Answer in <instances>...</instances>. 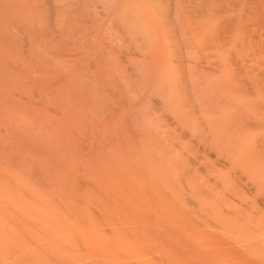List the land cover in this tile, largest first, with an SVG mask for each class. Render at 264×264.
<instances>
[{
  "label": "bare ground",
  "instance_id": "6f19581e",
  "mask_svg": "<svg viewBox=\"0 0 264 264\" xmlns=\"http://www.w3.org/2000/svg\"><path fill=\"white\" fill-rule=\"evenodd\" d=\"M28 1L30 2L31 0H25L24 3H26V4L23 3V5H26V6H23V7L26 8L29 5ZM35 1L38 2L37 4H38V7L40 9L39 10L37 9V10L40 12L35 13V14H37V16L35 14L33 15V17H32L33 19H31V21H32L31 23H29L28 21L26 23V21H24L26 24L29 23L27 26L30 27V24L35 26L34 25L35 23H33V21H34V22H36V25L38 24L37 27L39 26L40 28L42 27L44 29V32L42 33L44 37H48L51 35L50 38H48V39H51V42L53 43V45L56 44L57 42H59L60 40H62L64 42L65 46H68V45L73 46L75 44V41L78 40L77 36H79L80 32L76 31L77 30L76 26H75L76 30L71 26L73 24L68 21L69 18L65 19L66 16L63 17V14H64V12H66L65 8L68 7V3H69V5L72 4L71 5L72 7H68L70 9L67 8V10L72 12L71 9L77 7L75 4H79L80 1L82 2V0H78V1L74 0L76 2H74L73 0H35ZM77 2H79V3H77ZM107 2L108 1L106 0V3ZM111 2H114V1L112 0ZM111 2L110 3L108 2V3L112 4ZM102 4L104 6H102ZM102 4L100 2V4L98 3L96 5H98V7H99V5L102 6L103 9L105 7V9H104L105 11L107 9L106 6L108 7V9H110V7H109L110 5H107L104 3H102ZM13 5H14V3H13ZM111 6H113V5H111ZM81 7H82V4H81ZM94 7H97V6H94ZM114 7H119V8L116 9ZM30 8L31 7L29 6V8H27V10H29ZM77 8L79 9V5ZM111 9L112 10L114 9L113 10L114 12H115V9L118 11L117 13L115 12L116 14L114 12H110V14L112 13L111 14L112 16L116 15L115 18L110 16L108 14V12H107V14L110 18L108 16L106 17V14H103L102 12H101L102 14H100L98 9H96L97 11L94 10L97 13H95L94 11L91 10V13L95 14L94 15L95 17L92 18L93 20L95 19V21H93L90 17H89V19H90L89 21H91V22L93 21V23L94 22L97 23V21H100L99 19H102V18H99L98 16H96L97 14H99V16L105 15L104 17H106L107 22L104 25L103 24L101 25V23L104 22L103 21L104 19H102V21L98 22V24H100L99 26H98V24H96V26H95V23H94V27L92 26L93 29H96L95 27H97V26L100 27V28H98V30L100 29L99 31L96 29L97 34L91 32V34L92 33L93 34L90 35V31L87 29L89 31L88 35H90V37L92 36L93 38H95V39L91 38V40H92L91 45H94V46L90 45V47H91L90 48L88 45L87 49L84 47L82 48V51H83L82 54H84V59H86L88 62H90L91 56L92 57L94 56L93 52H96V53H94L95 57H97L99 59V61L102 62L103 57L105 55V49L109 48V47H111L109 49L112 51V54H115L116 53L115 51L118 50V48L114 51L113 50L114 47L115 46L118 47V45H119V47H122V46H120V42H117L116 40L118 38H120V36H122L126 32L125 37L128 38L129 35H131L130 37H134L132 39L133 40L135 39L134 41L136 43V45H134L133 40H131L130 37L128 38V41L129 40L132 41L133 45L136 47V48L134 47V49H136L135 50L136 52L133 49L134 54H133V51H131L132 53H130V54H133L139 60L141 59V57H142V59L143 58L145 59L147 57V55H146L147 52H148L147 54H150V56H151V60H149L151 63H148V60H145V61H147V65L145 66V69L143 67H141V69L139 70L140 77L137 76V79L139 78L138 80H140V81L145 82V80H144L145 76H148L151 78L152 77L158 78V80L160 77V80L163 81L161 75L164 74L163 77L167 76V78H169V76H171L173 74L174 68L176 69L177 72H179V74L181 76L188 75L190 77L192 76L193 78L195 77V79H196L195 75L199 71H201V72H199L200 75H199V73L197 74V77H198V75L199 76L202 75L201 77H203V75L205 74L204 72L206 71V73H208V74H205L206 76L204 75V79H206V77H207V79H206V81H203V82L206 84V82L209 80L210 82H208L209 84L208 83L207 84H208V86L210 85L209 87L212 88V87H214V85L216 83H212L213 80L211 81V79H212L211 77H210V79H208L209 78L208 75L211 73L210 75L212 76L214 74V72L218 73V75H219L222 72L221 67H225L224 63L226 61H228V62H230L233 69L231 70L232 67L229 68L230 69V71L228 69L229 74L228 73L224 74V76L229 75V77H230L231 74L234 73L233 75H235L237 77L235 78L232 75L236 79L235 80L233 77L229 78L226 76V80H223V81L226 82L227 78H228L231 81V82L227 81V83L229 82V87L231 88L230 83H232V86L235 85L234 86L235 89L233 87V88H231L232 90L238 89V92L242 91V88L245 90H244V92L242 91L241 92L242 94L239 95L234 90H233L234 92L232 93V90H230V91L228 90L230 88H226L227 90H225V91L229 94L230 99H228L229 97L227 94L225 95L226 97H221V99L227 98L232 103L233 101L231 100V97L234 95V93H236L235 98H236V100H238V101H236V104H237V106L240 105L239 107L241 108L240 103L243 101L242 97H248L247 99L249 100V97L253 96V95L249 94L250 91H252V94H254V93L256 94V93H259V90H260V92H262L264 95V0H120V1L118 0V3H116L115 6H113ZM111 9H110V11H111ZM14 11H12V12H14ZM32 11L34 13V10H32ZM69 11H67L68 14L70 13ZM86 11L89 13V10H86ZM107 11H109V10H107ZM67 12H66V15L68 17L70 14L68 15ZM74 12H73L74 14H71V16L73 15V17H74V15H75V18H76L77 17L76 11H74ZM87 12L83 13V16H84V14L87 15L88 14ZM6 13H5V15H6ZM31 14H32V12H31ZM31 14H30V16H31ZM81 14H82V12H81ZM92 14H90V15L93 16ZM7 15H9V14H7ZM7 15H6V17L9 18V16L13 15V13L10 14L9 16H7ZM1 16L2 15H0V18L3 17L2 19H0L2 21L5 18H4V16H2V17ZM25 17H29V16H25ZM25 17H23V20H29L30 21V19L25 18ZM34 17H35L36 21H35ZM96 17L98 18V20H96L97 19ZM10 18H12V17H10ZM18 19L21 20V18H18ZM18 19H17V21H18ZM78 19H80V18L77 17V20H74V21H78ZM109 19H111L110 21H112V22H113V20H114V22L116 20V24L118 22V24H117L118 26H120V24H121V27L124 26L123 30L124 29L126 30V28H127V30L126 31L125 30L124 31L123 30L116 31V30H118L119 27L117 28L116 27L117 25L114 22H113L114 25L112 22H109ZM15 20H13V22H17ZM43 20H44V22H43ZM4 21H2V22L7 26L6 22H9V20H6L5 22ZM13 22L10 21L9 23L13 24ZM24 22H23V24H24ZM83 22L86 23L88 21L87 20L85 21V19H84L81 22L82 25L80 24L81 26H83V24H84ZM19 23H17V25ZM109 23H112L111 25H113V26H111ZM2 24L0 25L1 28H2ZM11 24L8 26L10 27ZM21 24L22 23H20V25H18V27H16V24H14V26L17 28L16 31H20L18 28L21 26ZM76 24H77V22H76ZM107 24L110 25L112 29L115 28L114 31L117 34L118 33L122 34V32H124V33L122 35L121 34L117 35L111 29L112 31H110V32H112L113 34L118 36L117 39L112 38V36H114V37H116V36L113 35L112 33H109L107 26H106ZM6 26H4V27H6ZM33 26H32V28H35ZM101 26H103V27H101ZM9 27H7V28H9ZM15 27H13V30L16 29ZM29 27L28 28L26 27V29H28V32H29ZM121 27L119 29H122ZM85 28H87V27H85ZM20 29H22V28H20ZM24 29H22L23 32H24ZM36 29H38V28H36ZM3 30L5 31L6 29H3ZM22 30L20 32H22ZM45 30H46V32H45ZM83 30H84V27H83ZM7 31H5V33H2V35L4 36V34H6ZM72 31H73V33H72ZM91 31H94V30L91 29ZM120 31H122V32H120ZM127 31L129 34L127 33ZM28 32H26V33L24 32L26 35H24L23 37H26L28 35L27 34ZM31 32H32V30H31ZM99 32L101 33V35ZM82 33H83V31H82ZM53 34H54V37H52ZM94 34H96L95 37L93 36ZM98 34H99V36H97ZM108 34H110L112 36L109 37ZM11 35H13V34H11ZM18 35H16V38ZM30 35H32V34H30ZM85 36H86V34H85ZM2 37H0V39ZM4 37L6 38V36H4ZM20 37L18 36L19 43H20V39H21V42L24 44H20L19 46L16 44L18 46L17 47L18 49H17L15 47L16 45L14 44L15 42L13 43V45H15L14 46V48H15L14 54H16V53L17 54L14 57L13 56L14 54L11 55V52H12L11 51L9 54L10 56H12V58L10 57L11 62L9 64L8 61H5V64H8L9 67H11L12 66L11 63H13V61L15 59V61L13 63L14 65L12 66L14 68H12V67L11 68H12V72H14L13 69H18L16 71V72H18V71H20L19 70L20 68H15V66L19 67L20 64L23 65L26 61H28V64L32 67V71H33V68H34L33 65L36 63L38 66H41L40 69H38L42 73L41 76L43 77V74L45 76H47L49 74V77H50L51 71L48 69V66L42 64L43 65V67H42V65L37 63L39 61H37L36 59H35L36 61H34V59L32 60L33 57H31V61L29 60L30 56L37 53V51L34 52L33 54L31 51H29V49H28V51L31 53H28L25 51V48L27 50L28 46L33 45V42H34L33 35L32 36L28 35V38H24V39L20 38ZM36 37L39 39H43V37L41 38V36H39V37L36 36ZM90 37H88V38H90ZM107 37L109 39H107ZM9 38H10V36H9ZM9 38H8V40H10ZM14 38H15V36H14ZM87 40H86V42H87ZM103 40L104 41L107 40L106 45L103 42ZM113 40H114V44H117V43L118 44L114 46L113 42L112 43L110 42ZM124 40H126V39H124ZM1 41H2V39H1ZM17 41H18V39H16V42ZM119 41H120V39H119ZM109 42L112 44L111 46H108ZM59 43H61V42H59ZM99 43H101L103 46ZM126 43H127V41H126ZM129 43H131V42H129ZM1 44H2V42H1ZM6 44H8V43H6ZM98 44H99V46H98ZM131 44H130V46L132 48L133 45H131ZM2 46L4 47L5 44ZM100 46L102 47V49ZM105 46H106V48H105ZM3 47H0V48L3 49ZM95 47H97V48H95ZM99 47H100V49H99ZM148 47H150V48H148ZM204 47H205L206 53L208 52V49H209V52L207 53V55H205V59H206V56L208 58L210 56V58H209L210 61H208L206 59V61H208V62H205V59L203 60L204 63H206V64H204L205 67H204V65L201 66V64L203 62H201V64H199L201 57L196 56L197 53L194 51V50H197V51H201V52L203 51L204 52V50H201ZM29 48L31 49V47H29ZM33 48H34V46H33ZM37 48L38 47H36V49ZM92 48L94 51L91 50ZM206 48H208V49H206ZM4 49H7V48L4 47ZM96 49L99 52H97ZM123 49H124V51L122 54L124 55L125 48L123 47ZM210 50H211V52H210ZM78 51L81 53V50H78ZM145 51H146V53H145ZM150 51H152V52H150ZM191 51L195 52V54L192 53L193 56L192 57L190 56L191 57L190 58L191 60H190L189 55L191 54L190 53ZM212 51H214V52H212ZM224 51L229 52L228 60H226L227 58L225 59L226 56L224 57V53H223ZM2 52H4V51H2ZM109 53H111V52H109ZM200 53H198V55ZM211 53L214 54L215 57H217V58L220 54L221 59L218 58V59H214V61H212L214 55L211 59ZM63 54H64V52H63ZM118 54H120V53H118ZM106 55H109V54H107V52H106ZM5 56H7V54ZM139 56H140V58H139ZM2 57L0 56V60L2 59ZM34 57H37V54ZM62 57H63V55H62ZM109 57H110V55H109ZM193 57H200L199 61H197V58H195L196 61H192L194 59ZM8 58H9V56H8ZM10 58H9V61H10ZM137 58H135V59H137ZM3 59H4V57H3ZM3 59L1 62H3ZM25 59H28V60L25 61ZM109 59H108V61H109ZM129 59L131 60L133 58H129ZM138 59H137V61H139ZM202 59H203V57H202ZM65 60H67V58ZM106 60H107V58H106ZM113 60L114 59H112L111 61H113ZM20 62H22L23 64ZM114 62H116V61H114ZM135 62H136V60H135ZM197 62H199V63H197ZM211 62H212V64H211ZM213 62H215V63L213 64ZM17 63H19V65H17ZM30 63H32V64L34 63V64L32 65ZM64 63L65 62H63V64ZM68 63H70V62H68ZM97 63H99V62H97ZM111 63H113V62H111ZM111 63H109V65H107L106 71L108 72V68L110 67L111 69H113V71L116 74V72L119 71L118 70L119 66L116 63H114V65L116 64L117 67H113L114 65ZM140 63L136 62V66H138ZM47 64H49V62H47ZM213 65H216L217 69L214 70L215 67H212ZM1 66H3V65H1ZM98 66H97V69H98ZM141 66H143V64ZM103 67H105V66H103ZM120 67H122V66H120ZM210 67L213 68L214 72H212L211 70H209L210 73L207 72L208 69H210ZM55 68H56V66H55ZM55 68H53V69H55ZM114 68H117V70ZM70 69H69V71H70ZM97 69H95V70H97ZM123 69H125V68H123ZM203 69L205 70L204 72H203ZM121 70L122 69L120 68V71ZM24 71L25 70H22L23 75L26 73H28L27 75H29L30 74L29 72L31 70L28 72L25 71V73H24ZM216 71H219L220 73L216 72ZM231 71H233V73ZM63 72H65V71H63ZM78 72H79V70H78ZM57 73H58V71H57ZM60 73H62V72H60ZM119 73H121V72H119ZM201 73H204V74H201ZM121 74H123V73H121ZM23 75H21V76H23ZM27 75H24V76H27ZM104 75H105V73H104ZM104 75H102V76H104ZM60 76H63V75H60ZM107 76H108V74H107ZM213 76H217V75H213ZM220 76L221 75H219V77ZM28 77H30V76H28ZM118 77H119V79H118ZM118 77H115V78H117V80L119 81V84H120V82L121 83L124 82L121 80L120 76H118ZM8 78H10V77L8 76ZM107 78L105 77V79H107ZM171 78L172 77H170V80H171ZM187 78H189V77H187ZM231 78H232V80L233 79L234 80L232 81ZM126 79H125V82L128 81ZM141 79H143V80H141ZM0 80H2V79H0ZM7 80H5V81H7ZM26 80L24 79V82ZM78 80H79V78H78ZM108 80H110V79H108ZM138 80H136V82ZM146 80H147V78H146ZM197 80H199V79L197 78ZM5 81H3V82H5ZM31 81H33V79ZM63 81H61V83H63V84H58L56 89H57V91H59L60 93L63 94L62 96L64 98V99L63 98H59V99H63L64 102L62 104L60 103V105H62L61 106L62 108L65 106V109L63 108L64 110H62V108H60L59 111L62 110V112L66 111L67 113L66 112L58 113L59 112L58 108L60 107V105L57 103L59 106H57V108H56L57 110H55V106H56L55 103L56 102L54 103L51 101L52 103L50 102V104L45 102L46 105H44L45 103H43V105L40 104L42 106L37 105V103L35 102V99L33 100V98H32V97H34V94H32L31 95L32 97L30 96V98H28V97L23 98L22 95H20V97L22 96V98H20V97H18L19 96L18 95L17 97H18V99L19 98L20 99L19 100L17 99L16 103H14V102H12L11 99L13 96H16L17 94L14 92L16 95L14 94L12 96L11 95L12 92H11L10 87L8 88V89H10V90H8V92L10 91L9 94L11 95L10 96L11 99L9 100V101H11L9 103V106L11 108L8 106L10 109H6L5 106H7V104L5 106H3L6 103V102H3V100H1V103H0V123H3V124L6 123L7 124L8 120L9 121L11 120L10 122L18 124L15 126V128L11 127V129L9 128V130L8 129L3 130L0 127L1 130H3V132L8 131L5 133V135L8 133L7 134V135H9L8 137H11L12 135L14 136L13 132L17 131L19 129L18 131H21L25 135V137H27V138H32L31 137V136H33L32 134L37 135L39 138H40V136H41V138L46 136L45 137L46 140H47V137L52 140L51 141L50 139H48V141L50 140L49 142L51 143V145H53V144L59 145V146L56 145L57 148H56V146L52 148L51 146H49V144H46L50 148H52L53 151H57V152H55V154L49 152V155H48L47 153L49 150L47 151V153H44L46 151V149H45V151L43 149L44 152L42 153L44 155L46 154L45 156L42 155L40 152L39 153L41 155L35 154L39 157H36V156H34V157L41 159V160H39L40 164H41V162H42V164H41L42 166L44 164V166L41 169L39 167L41 165H38L39 162H37L38 164H36V162H34L35 158L33 156L31 157V155H29V156L26 155L23 158V156L20 155L22 157V160L24 159L23 162L25 161V163H26V159H25L26 157H28L29 160L33 158L34 160L33 161L30 160L31 161V162L29 161L30 163L28 162V159H27V163H28L27 165H29V167L31 166L30 168H32L34 170H36L35 169L36 167L33 168L34 165L32 166L31 163L32 162L35 163L36 164L35 166L38 165L37 170H40L41 172H43V178H45L49 174H51L52 179L47 177L48 179H50L48 181L46 180L47 178L44 181L42 177H41L42 179L40 181L37 178L33 179L34 177H31L32 175L28 174V172L31 169L29 170V167H27L25 163L20 162V164L19 163L17 164V162H15V164H16L15 165L13 163L14 159L11 158V155H8L7 152H5L6 149L4 151H2L0 149L1 150L0 157L2 156L3 159L6 160V162L4 161L5 165L1 164L2 160L0 162V249H3V251L7 254L11 253V251H12L13 254L11 256V259L13 257H15V255L18 257V259L15 257L18 261V262L15 261L16 264L17 263L21 264V262H22L21 260H23L25 263H27L26 260H24V259L29 256L28 254L34 255L39 250H40V252H38L37 254L34 255V258L36 259V261H38V262H35L37 264H264V216L260 217L262 215V213H261L262 211L261 212L258 211L260 213V216H259V213H258V215H255V213H257L256 211L259 210V208L257 209L258 206L256 207L255 204H253L250 200L248 201L249 204L245 203L244 199L241 197L243 200H240V198H239L240 203H241V201L244 202L247 206L246 208H249L248 211L250 212V213L248 212V214H242V208H239V207L237 208L236 205H235V207H236L235 208V207H232L231 204L230 205L224 204L226 202L225 200H224V203H222V201H223V194L222 193H221L222 194L221 200H219V197H217L220 194H217L216 192H212V191H211L212 193H210L209 196H212L213 199H211V198L207 199L206 197L208 196L209 191L205 192V191H202L201 189H200L201 192H204V195H206V194L207 195H206V197L201 196L202 200L196 196V198L198 200L200 199L201 202H200V204H199V201L197 202V200H195V202L198 204V207L201 205L202 206L197 208V209H194L197 207V204H195V202L192 201V199H191L192 202L189 200L190 195L191 194L193 195V192H194V194L197 193L196 195H198V196L202 195L203 193L199 192L198 191L199 189L197 190V187L200 188V185H198L199 181H198V179L196 180V177L192 176L193 177L192 179H190L189 177H186L189 175V172H191L190 167H189L190 165L188 166L187 162H185L188 158L186 157L187 158L186 159L182 156L185 161L181 160V159H183L182 157H180V159H179L178 158L179 155H176L177 152L174 153L175 150L172 152L173 146L170 147V145H172V144L170 143V145H169V139H168V143H165L164 145L166 146L167 151H168V149H170V150L172 149L171 151L166 152L165 146L163 149H162V146L159 147V145H161L162 143L159 140H156V138H158V137H155V140H154V136H155V133L158 134V136L160 133L161 137L164 138V136H165L163 133L164 130L162 132L157 133L158 130H156L157 131L156 132L155 130L149 128V126H148V129L147 128L142 129V127H143L142 125H144L145 122L147 124V121H144L145 117L146 118L149 117L150 114L152 116V113L155 114L154 110L148 109L146 111L145 110L146 108L142 107L143 112L140 113V111L142 109L138 110L132 104H131V107L127 106V101L125 102V98H123L124 101L122 99L118 101L117 98L119 96L117 95L118 94L117 93L116 97L117 96L118 97L116 98L115 94H114V97L116 98V100L114 101L115 103L112 101V105L118 103V106H120V108L116 105L118 108L117 107H114V108L111 107V109H109L110 110L109 111V110H106L105 107H108L110 105V103L108 104L106 102L107 103L106 104L105 101L103 103L99 102V101H102V98L100 100H99V98L97 100L92 99V98H91V100H89L90 97L88 96L87 93H85V92H87L86 87H85V90L83 89L84 93L79 92L81 94H87L85 96H88V97H86V99L84 98L85 99L84 100V99L79 98L80 95L78 96L76 94V93H78V92H76V91H78V89L77 90H75V89H76V87H79L78 85L75 86V89L71 90V88L70 89L68 88L70 86L64 85L65 83H67L66 79H65V82H63ZM99 81H100V79H99ZM132 81H133V78H132ZM234 81L238 85L237 87H236V84ZM27 82L29 84V81H27ZM125 82H124V84H126L127 91H130L128 89L132 88L130 91L131 92L130 95L126 93L130 99L132 93H135V90H133L135 87L134 86L135 84H131L132 87L130 86V88H128L130 83H132V82L128 81L127 83L129 85ZM147 82L148 81H146L144 85H146ZM137 83L142 84L139 81ZM149 83H151V82H149ZM164 83L165 82H163V84L160 83L162 85L159 84V87L160 86H163L160 88L167 87L165 89V91H166L167 89H169L170 86H167L169 84L166 83L167 84L166 85ZM211 83H212V85H211ZM4 84L6 85L7 83H4ZM4 84H3V87H4ZM10 84H12V83H10ZM91 84H93V83H91ZM100 84H102L101 81H100ZM221 84H222V82H221ZM75 85H76V83H75ZM83 85H85V83ZM112 85L114 86V84H112ZM117 85H118V82H117ZM120 85L122 86V84H120ZM127 85H128V87H127ZM184 85L186 86V84H184ZM198 85H199V87H197V89H196L197 92H195L194 94L192 93L191 97L193 96L195 98V96L196 97L198 96V99H200L199 97H201L202 95H209L208 94L209 92H205V91L200 90V88H203L202 85H204V84H201V86H200V83H199ZM38 86H41V85H38ZM100 86L101 85H99L98 87H100ZM121 86H119V87L121 88ZM219 86H220V84L217 85V87H219ZM7 87H8V85H7ZM104 87H105V85H104ZM119 87L117 86V90L120 89ZM186 87H190V85L187 84ZM224 87H226L225 84H224ZM72 88H74V87H72ZM95 88H96V85H95ZM239 88L241 89L240 91H239ZM261 88L263 89V91H261ZM4 89H6V87ZM46 89H47V86H46ZM51 89H49V90H51ZM79 89L82 91V89L80 87H79ZM87 89H88V87H87ZM89 89H91V86L89 87ZM143 89H142V92H143ZM172 90H173V87H170V89L167 90V91H171L169 93H170L172 99H167L170 103L168 101H166V99L164 98L165 101L168 102V104H169L168 107H170L171 110H173L174 108H175V110H177V109L179 110L180 107L186 108L187 105L186 106H184V105L180 106L179 105L182 102H184L182 100L180 101V99H184V98L187 99L188 96L190 97V94L189 93H188L189 95L183 94L182 89H181V92H179V90L176 89L179 92V94L181 93L180 97H179L178 93L175 91V89H174V92L177 93L176 95L174 92H173L174 95L172 94ZM185 90H187V88ZM202 90H204V88ZM246 90H248V91H246ZM1 91L2 90H0V92ZM138 91L135 93V95L134 94L132 95L135 98V100H137L139 98L138 96L142 97L140 95L141 90H138ZM198 91L200 92V94L198 93ZM221 91H223V90H221ZM33 92H34V90H33ZM121 92L122 91L120 90V94H121ZM96 93H99V91L98 92L96 91ZM218 93L221 94L222 92H218ZM218 93H215V95ZM246 93L250 96L243 95ZM262 93L260 95H262ZM122 94H121V96L125 95V94H123V95ZM136 94H138L137 95L138 98H136ZM223 94H224V92L222 93V95ZM237 94L239 96H242V95L243 96L241 98L239 97V99H238ZM53 95H54V93H53ZM57 95H58V93H57ZM94 95H96V94H94ZM170 95H169V97H170ZM172 95L176 98H173ZM181 95H182V98H181ZM183 95L184 96L187 95V96L184 97ZM211 95H214V93H212ZM211 95L209 96V98H211ZM218 95L216 97H220ZM99 96H101V95H99ZM214 96H213V99L216 98ZM35 97L37 98V96H35ZM94 97L96 98V96H94ZM166 97H167V95H166ZM108 98H110V97H108ZM134 98H132V99L134 100ZM233 98H234V96L232 97V99ZM235 98H234V100H235ZM4 99H6V98H4ZM118 99H120V97ZM132 99H130V100H132ZM155 99H157V98H155ZM213 99H211V100L213 101ZM227 99L225 100V103L228 101ZM243 99L245 102V98H243ZM247 99H246V101H247ZM255 99H256V97L250 98L249 101H251V102L247 101V103L249 105L246 102L245 103H246V106L254 105L255 103H257L255 105L259 104L257 106L258 108L254 105L255 108L253 106L247 111L242 110V109L240 111L239 107H238L239 108L238 109L239 111H238L237 106L235 107L236 109H234V107L232 106L233 103L231 104L230 102L229 103L231 106L229 107L228 105L223 103L224 100L222 101V104H225V105L222 106V105H220L221 101L217 100V98H216L217 101L215 102V99H214V101L212 102L213 103L212 107H213V105H215L217 107V109L219 107H223L224 111L222 109H221V111H223L226 114L228 111H230L227 114V116L225 114L226 117L224 116L223 118H227L228 116L231 115V113H232L231 107L233 109L232 114H234V112L236 111L234 116L228 117V119H230V118H232V119H230V121L228 120L226 122V121H224V119L221 116L223 112L220 113V108L218 109L219 111L216 112V110H217L216 107H213L214 109H216L215 112L217 113V117L221 116L220 119L219 118H217V119L223 120L224 124H219V123H222V122H219V120H216V122H214V120H212L213 118L216 119L215 114L214 115H213V113L210 114L211 112L214 111V110L212 111V109H211V111L209 109L208 113L210 115H213V118L210 115H209V117H207L208 113H204L202 111V110L207 111L208 106L206 105V103H205V106H207V108L205 106H202V105H204L202 103V105H200L201 109L200 108L197 109L196 112L202 111L201 116H203L204 118L206 117V120H208V118H210V119L212 118L211 120L213 122L210 119H209L210 121L208 120V122H210V123L212 122L211 126H210V123L207 122L208 124H206V127L208 125L210 127L208 129L213 131V132L210 131L209 132L210 134L208 133L210 136L213 135L212 139L210 136L207 135L208 138L210 137L211 142L212 141L215 142V143L212 142V144L213 143L215 144L213 146L220 145V146H216V148L217 147H219V149L221 148V150H223V152H227V150H228L227 153H229V155H230L229 156L231 159L230 161L239 160V161H237L238 164L234 161L236 166L237 165L241 166V163H242L244 165L243 168L248 167L249 169H251V171H252V169H253V171L255 170V172L258 171V173H255V172H252V173L258 174L257 177L259 179H260V177H262L260 179L261 182L259 184L261 185V187L264 190V184L262 182V180L264 181V175H263L264 174V151H261L259 149V145H260V147L264 145V144L262 145L263 141L260 142L258 140L261 144L256 145V141H257L256 139H258L260 137L262 138L263 134L259 133L258 134L259 136L261 134L260 137H258L257 133H254V132L253 133L250 132L251 134H249V133H247V131L245 129L246 127L244 126L245 125L244 123H246L247 126L250 123H252V124L253 123L254 124L255 123H264V99L261 98L260 100H258V98H257L258 101L257 100L255 101ZM46 100H47V98H46ZM103 100H105V99H103ZM111 100H114V99L112 98ZM160 100H161V104H162V102H164L165 106L168 105L167 103H165L164 100L163 101H162V99H160ZM176 100H178V102ZM189 100H190V98H189ZM121 101L123 102L124 105L121 103ZM253 101H254V103H253ZM109 102H111V101L109 100ZM158 102L160 103V101H158ZM173 102H175L174 105H173ZM214 102L216 104H214ZM238 102H240V103H238ZM12 103L15 105H13ZM119 103H121V104L119 105ZM131 103H132V101H131ZM229 103L227 102V104H229ZM245 103L242 102V104H244V106H245ZM184 104H186V103L184 102ZM104 105H106V106H104ZM193 105H194V103H193ZM210 105L211 104H209V106ZM189 106H191V105L189 104ZM176 107H177V109H176ZM195 107H193L194 109H191V112H192V110L196 109ZM228 107L230 110L228 109ZM105 110H106V113L108 112V114H105ZM144 110H145V112H144ZM149 110H151L153 112L150 111L151 113L149 112L150 114L148 115V113H147V115H146L145 113L148 112ZM168 110L170 111V109H167L166 111L168 112ZM226 110H228V111L225 112ZM136 111L137 112L139 111V112L137 113ZM243 111H245V112H243ZM10 112H13V113H10ZM170 112H173V113L168 112L169 113L168 117L170 114H173L175 117L181 116V114H178V111L177 112L176 111L175 112L170 111ZM183 112L185 113V116H183L181 118L178 117L179 119L178 118L176 119L175 117H173L171 115L178 122L174 121V119L171 118V116H170L171 119L169 121L172 120L171 123H181V122L185 123L183 125L185 128L181 125L182 128H184V129L181 128L180 131L186 130V132L190 135H188L187 133H185V134L190 136V137L191 136H194V137L198 136L195 138H200V136H201L202 138H206L207 136L203 134L204 132L199 131V133H201V134L198 133V128L201 126L200 125L198 126V124H197L198 122H200L199 120L197 121V119L195 118V115H197V114L192 116V115H189L190 111L189 112L183 111ZM196 112H194V113H196ZM248 112H249V114H248L249 116L247 115ZM135 113L138 114L139 116H140V114H142L143 116L141 115L139 117L137 115L138 118L136 119ZM176 114H177V116H176ZM218 114H221V115L218 116ZM133 115H134V117H133ZM159 115H161V113ZM182 115H184V114H182ZM2 116H4V117H2ZM58 116H60V118H58ZM106 116H107V118H106ZM157 116L158 115H156V117ZM191 116H192V118H191ZM1 117L3 118V120H1L2 119ZM142 117L144 120L141 119V121H139L140 120L139 118H142ZM156 117L154 116V118H156ZM189 117H190V119H189ZM4 118H6L5 120H7V119L8 120L5 121ZM133 118H134V120H132ZM158 118H161V116ZM2 121H4V122H2ZM162 122L168 124L167 122H165L163 120H162ZM229 122L234 123L235 125L234 124L230 125L231 123H229ZM23 123H24V125H26L27 123L28 124L26 126H24ZM40 123H45V124L43 125ZM47 123H50V124H47ZM56 123H62V124H56ZM66 123H67V125H66ZM93 123H96L97 125H99V130L94 129V128H97V125H96V127H94L93 125H91ZM99 123L100 124L101 123H115V124H110L108 126L102 125L103 129L105 127V129L103 130ZM117 123H120V124L117 125ZM121 123H122V125H121ZM124 123L125 124L127 123L126 124L127 126L124 125ZM129 123H139V125H140V123H144V124H141L142 127L140 129L138 128L139 126L137 124L138 130H141V132H139L137 130V128H134L135 127L134 125H131ZM186 123H192V125H193V123H196L197 125L192 126V125L188 124V126H187ZM204 123H206V122H204ZM226 123H229V124H226ZM236 123H238V124L241 123V125L244 124L243 126L245 128L243 129V126H240L242 129V130H240L239 126L238 127L236 126L237 125ZM3 124H0V125H2V127H3ZM130 125L133 128H130ZM149 125H150V123H149ZM223 125H225V126H223ZM5 126H7V125H5ZM124 126L126 128H128V127L129 128L125 129ZM157 126H159V124ZM7 127H9V126H7ZM65 127H67V129L69 128L70 130H72L73 133L69 132V133H71V134H69ZM144 127H147V126L144 125ZM195 127H197V128H195ZM134 129H135V132L137 130L139 132V134H136L134 132ZM145 129H147V131H145ZM160 129L161 128H159V130ZM249 129H251V128L249 127ZM249 129H247V130H249ZM101 130H103V132ZM125 130H127V132H125ZM238 130H240L239 132H240L241 137H239ZM9 131H10V133H9ZM241 131H243V132H241ZM249 131H252V130H249ZM253 131H255V130H253ZM257 131L259 132V130H257ZM21 132H19V134ZM244 132H246V133H244ZM1 133H2V131H1ZM162 133H163V136H162ZM181 133L183 134L184 132H181ZM10 134H11V136H10ZM67 134H68V136H67ZM108 134H110V135L112 134L111 136H113L116 139L119 138V144H117V145L115 144L117 147L114 146L115 147L114 149H111L108 147L110 145L109 139H111V141L113 142V140H112L113 137H111ZM65 135L68 137L67 141H69V142L66 141V143L67 144L72 143V145L74 144L73 146L70 144L71 145L70 148L63 146V143H61V141L63 140ZM202 135H204V137ZM19 136H21V134ZM108 136H110L111 138ZM170 136L166 135L165 139H166V137H170ZM6 137L7 136H5L3 139V141L5 140V143H7L6 141H7V139H9V138L5 139ZM22 137H24V136H22ZM194 137H191L192 140ZM253 137H255V138H253ZM107 138H109V139H107ZM172 138H175V137H172ZM177 138H178V136H177ZM186 138H184V139H186ZM64 139H66V138H64ZM231 139H232L233 143H232ZM42 140L44 141V138ZM228 140H230V141H228ZM154 141H157L158 144H156V142H154ZM161 141H164V139L162 140V138H161ZM11 142H13V141L11 140ZM15 142L16 141H14V143ZM17 142H19V141H17ZM52 142H54V143H52ZM107 142H109V143H107ZM164 142H166V141H164ZM177 142H178V140L175 141V143H177ZM227 142H229V144L231 143L233 145L230 144L228 146ZM5 143H4V145H6ZM8 143H9V140H8ZM43 143L45 144V141ZM115 143H118V142H115ZM126 143H128V144L126 145ZM19 144H21V143H19ZM67 144H65V145L69 146ZM167 144H168V146H167ZM182 144L183 143H181V145ZM205 144H206V142H205ZM1 145H2V149H3L4 146H3V144H1ZM173 145H174V143H173ZM60 146H62L64 148L61 149ZM167 147H170V148H167ZM181 147H184V146H180V148ZM208 147H210V145ZM17 148L19 149V145ZM50 148H48V149H50ZM54 148L56 150H54ZM262 148H264V147H262ZM150 149H152L154 151V153H155L154 155L157 156V157H155L156 159L158 158L159 155L162 156L163 150L165 151V152L163 151L164 153H167L166 156L168 159L167 160L168 165H166V170L167 169L169 170V168H170L169 173L166 170L163 171L165 165L164 166L162 165L163 167L161 165H159L161 168H163V169H161V168H158V165H156L155 161L153 163V161L150 157L151 153H152V152H150ZM12 150L13 149H11V151L9 150L8 152H10L12 154V153H16L18 151L17 150L16 152L15 151L12 152ZM185 150H186V148H185ZM186 151H189V150H186ZM56 153L61 154V156H58V157H60V160L57 159L58 157L56 158V156H57ZM164 153H163V155H165ZM190 153H191V151H190ZM218 153H220V152H218ZM25 154H26V152H25ZM27 154H28V152H27ZM32 154H33V152H32ZM188 154L189 153H187V155ZM192 154H195V153H192ZM7 155H8V158H6ZM23 155H24V153H23ZM50 155H51V157H50ZM53 155H56V156L54 157ZM189 155H191V154H189ZM196 155L198 157V155L200 156V153L196 154ZM223 155H224V153H223ZM12 156H13V154H12ZM20 156H18V157H20ZM42 156H44V158L46 157L45 159H47V156L52 158V159H49V157H48V159H47L48 161L49 160L54 161V158H55L58 163L56 162L54 164L53 162L52 163L50 162L52 164V165H50V163L47 160H42V159H44ZM231 156H232V158H231ZM2 157H1V159H2ZM29 157H31V158H29ZM192 157L195 160L194 157H196V156H192ZM213 157H214V155H213ZM229 157L227 156L226 159L228 160ZM10 158H11V160H10ZM193 159L191 162H190L191 159L188 160V162H190L192 164H196V163H193ZM200 159H201V157H200ZM226 159H224V160H226ZM20 160H21V158H20ZM197 160H199V159H197ZM197 160H195V162ZM205 160H206V158H205ZM224 160H223V162H225ZM17 161H19V159H17ZM44 161H47V163H49V165L47 163H44ZM158 162H159V159H158ZM160 162L163 163L162 161H160ZM200 162H202V161H200ZM206 162H208V161H206ZM244 162H245V164H244ZM167 163L164 162V164H167ZM45 164H46V166H45ZM56 164H58V166ZM250 165H251V167H250ZM54 166L56 169H54ZM168 166H170V167H168ZM231 166H235V165L233 164ZM192 167H194V165ZM43 168H45L47 170V172L49 171L50 173L48 172L49 174H47V172L45 171L46 173L44 174ZM84 168H87V169L90 168L87 171L89 172L90 170H93L92 171L93 174L94 173L97 174L99 172L98 174L100 176L98 174L96 176L100 177L101 181H100V183H98L100 178H98L97 181H95L96 187L98 186V184H100V187L97 188V190L99 189L98 192L95 191L94 188H92V189L90 188L91 184H94L93 181L96 180L97 177L95 176L94 179L92 178L93 179L92 180L91 177L93 176V174H91V171L89 172V174L87 176H85L86 170ZM233 168L235 169V167H233ZM193 169H192V171H195ZM212 169H214V168H212ZM37 170L35 171V173L37 172ZM51 170H54V172H52ZM83 170L85 172V173L83 172L84 176L86 178H88V180H87L88 182L85 181L84 183L82 182L83 176L79 174V172L83 171ZM200 170H201V168H200ZM237 170H239V169H237ZM238 172H240V170ZM33 173H34V171L32 172V174ZM52 173L54 174L55 177L53 176ZM215 173L217 174V172H215ZM218 174H219V171H218ZM39 175H40V173H39ZM90 175H92V176L89 177ZM223 175H222V179L219 178L220 176H218V177L213 176V177H216L215 181L217 180L219 184H221L220 182H222L221 186L220 185L219 186L221 188L224 187L226 189V190L222 189L223 193H224V190H225V193L227 191L234 190V188L236 186L234 187V184H232V181L231 182L228 181L229 178L227 179V177L225 175L224 176ZM201 176H203V175H201ZM183 178L185 179V182L187 185L183 184V182H184ZM53 179H55V180H53ZM91 180H92V183H90ZM191 180H194V181L192 182ZM208 180H210V179H208ZM253 180H254V178H253ZM42 181L45 182V184L42 183ZM217 181H216V184H218ZM171 182H172V185H171ZM174 182H176V184ZM190 182H192V183H190ZM47 183L49 185H51V187H52V185L57 186L58 192L56 191V189L54 187H52V188H50V186L47 187L46 186ZM82 183H83V185H82ZM85 183H86L87 188L84 187ZM180 183H182L183 186ZM205 183H207V182H205ZM43 184H44V186H46V189H45V187H42ZM262 184H263V186H262ZM87 185L90 187L88 188ZM175 185L177 186V189H178L177 192L181 191L182 194L184 193L183 195L181 194L182 198H180V193H179V197H178V194H176V192H175L176 188L174 187ZM184 186H185V189H181V188H184ZM219 186H217V187L219 188ZM250 186H252V185H250ZM81 187H83V188L81 189ZM211 187H213V186H211ZM261 187H259V189ZM189 188H190V190H189ZM221 188H219L220 192L222 191ZM236 188H235L236 191H232L234 193L236 192L235 195L238 194L240 191V190L238 191ZM48 189H49L50 193H49V191H47ZM239 189H240V184H239ZM88 190L89 191L93 190L95 192H89ZM184 190H186V192ZM216 190L219 191L218 189H216ZM52 191H56V192H52ZM237 191H238V193H237ZM242 192H243V190L241 191V194H242ZM186 193H188V194L190 193L189 196ZM234 193H232V194H234ZM228 194H230V196H231V192L227 193L226 195H228ZM183 196H186L185 197L186 203H188V201H189L188 205H190L192 203L191 206L184 207L186 205V203L182 202L183 203L182 204L179 200V199H181V201L182 200L184 201ZM234 197H236V196H233V198ZM237 197H239V195ZM261 197H263V195ZM187 198H188V200H187ZM191 198H193V200L196 199L195 196H193ZM229 198L232 199V197H229ZM236 200H238V198ZM236 200H235V202H236ZM245 200L247 202L246 198H245ZM232 201H234V199ZM258 201H260V200H258ZM250 202L252 203V205H254V207H256L255 209H257V210L254 209V207L250 204ZM261 202H262V200H261ZM220 203L224 204V205H222V208L219 207ZM193 204H195V206H192ZM238 205H240V204L238 203ZM242 206L243 205H241L240 207H242ZM189 207H192L194 210H191L192 208H189ZM243 208H244L245 213H247L246 212L247 209L245 207H243ZM199 209H200V211H198ZM253 210H255V213ZM197 211H198V213H197ZM252 211H253V214H251ZM201 212L204 215V217L201 215ZM249 214H251V215H249ZM256 216L259 217L258 220L256 219ZM198 217H199L200 221H198L196 219ZM251 218H252V220L256 219L255 222H252ZM253 218H255V219H253ZM204 219H206V222ZM202 220H203V222H201ZM207 222H208V225H207ZM211 223H214L216 225V227L214 224L211 226L210 225ZM208 226L209 227L214 226V227L213 228L210 227V230H211L210 231ZM216 229H218V231ZM156 230H158V231H156ZM173 230L177 231L176 232L177 236L175 235V232L173 234ZM215 231H217V232L215 233ZM211 232H212V234H211ZM213 233H215V234H213ZM158 240L159 241L162 240L163 244L157 245V243L158 244L161 243V242H158ZM24 254L25 255L27 254L28 256L26 255L24 257L23 256ZM37 255H39V256H37ZM0 256L2 257L1 254H0ZM22 257H23V259H22ZM30 257L33 258V256H29V258ZM1 259H4V258H1ZM8 259H10V257L7 255V260ZM10 261L11 260H9V262ZM27 261H31V260H27ZM12 264H14V261Z\"/></svg>",
  "mask_w": 264,
  "mask_h": 264
},
{
  "label": "rangeland",
  "instance_id": "374dc122",
  "mask_svg": "<svg viewBox=\"0 0 264 264\" xmlns=\"http://www.w3.org/2000/svg\"><path fill=\"white\" fill-rule=\"evenodd\" d=\"M12 1V2H11ZM14 1V2H13ZM32 1V0H31ZM29 2L28 1V3H29V5L25 8V7H23V6H26V5H23V3L25 2V0H0V15H2V16H4V18L5 19H3L2 21H6V20H9V22L10 21H12L13 22V20H15V21H17V19L18 18H21V20L20 19H18V21L17 22H13V24H11V23H9V22H6L7 23V26L3 23H1L2 24V28L0 27V37H2L3 35H2V33H5V31H7L6 32V34H4V36H6V38L4 39L3 37L1 38L2 39V41H1V39H0V47H3L2 45H4L5 44V48H7V49H4V47H3V49L2 48H0V56L2 57H4V59H3V57H2V59H3V62H1L2 61V59L0 60V69L2 70H0V79H2V80H0V90H2L1 92H0V103H1V100H3V102H6L3 106H5L6 104H7V106H5V108L6 109H10L11 107L9 106V103L11 102V101H9L11 98H10V96L12 95H14L15 93L17 94H15L16 96H13L12 97V102H14V103H16V101H17V99H18V97H20V95H22L23 96V98H26V97H28V98H30V96L32 95V94H34V97H32L33 98V100L35 99V102L37 103V105H40V104H42L43 105V103H48V104H50V102L52 101V102H56L55 104H56V106H55V110H57L56 108H57V106H59L60 105V103L62 104L64 101H63V94L62 93H60L59 91H57V89H56V87H57V85L58 84H63V83H61V81H63V82H65V79H66V82L67 83H65L64 85H66V86H70V87H68L69 89L71 88V90L72 89H75V86H79L81 89H82V91L79 89V87H76V89L75 90H77L78 89V91H76V92H78V93H76L78 96L80 95V97L79 98H81V99H86V97H90V99L89 100H91V98L92 99H95V100H97L98 98H99V100L102 98V101H99V102H104L105 101V103L107 102L108 104L110 103V105L108 106V107H105L106 108V110H109V109H111V107L112 108H114V107H117L118 106V103H116V104H114V105H112V101L114 102L115 100H116V98L119 96L120 97V99H118L117 98V100L119 101V100H123L124 101V99L123 98H125V102L127 101V106H129V107H131V104L134 106V107H136L138 110H141L140 111V113L141 112H143V108L142 107H144V108H146L145 110L147 111L148 109H151V110H154V112H155V114L156 115H158L157 117H156V115L154 114V113H152V116H151V112H153V111H151V110H149L148 112H146L145 114L147 115V113H148V115L150 114V116L149 117H145V120L143 119V117L142 118H139L138 120L139 121H141V119H143L144 121H147V124H146V122H145V124L144 123H140V125H139V123H129V124H131V125H134L135 127L134 128H137L138 126V128L140 129L142 126V129L143 128H147L148 129V126H149V128H151V129H153V130H158V132L157 133H159V132H162L163 130H164V135L166 136V135H171L170 137H166V139H165V136H164V138L163 137H161V135H160V133H159V136H158V134H156L155 133V136H154V140H155V137H158V138H156V140H159L161 143V145H159V147L160 146H162V149L164 148V144L165 143H168V139H169V145H170V143L172 144V145H170V147L171 146H173V150H172V152L175 150V152L174 153H176L177 152V154L176 155H179V159H180V157H184V158H186L187 160L185 161L184 160V158L183 159H181V160H183V161H185V162H187V164H188V166L190 167V170H191V172H189V175L188 176H186V177H189L190 179H192L193 177L192 176H194V177H196V180L198 179V185H200V188H198L197 187V190L199 191V192H201V190L202 191H209V193H208V196L206 197V195H204V192H201V193H203L202 195H196V194H194V192H193V195L191 194L190 195V201H191V199H192V201H194L195 202V200H197V202L199 201V204H200V202H201V200H202V197L201 196H205L207 199L208 198H211V199H213L212 198V196H209L210 195V193H212V192H216L217 194H220L219 196H217V197H219V200H221L222 199V194H223V201H222V203H224V200L226 201L224 204H231V206L232 207H235V205L237 206V208L239 207V208H242V214H248V209L249 208H246L247 206H246V204L245 203H248L249 204V200L253 203V204H255V206L257 207V209L259 208V210H257V209H255L256 207H254V205H252V203L250 202V204L254 207V209L255 210H257L256 212L257 213H255V210H253L254 211V213H255V215H258V213L259 212H261L262 213V215L260 216V213H259V216L260 217H262V216H264V190H263V188L261 187V185L259 184L260 182H261V178L262 177H260V179L257 177L258 176V174H255V173H258V171L257 172H255V170L253 171V169H252V171H251V169H249L248 167L247 168H243L244 167V165L241 163V166L239 167L238 165L236 166V164L234 163V161L237 163V161H239V160H234V161H230L231 159H230V155H229V153H227L228 152V150H227V152H223V150H221V148L219 149V147H217L216 148V146H220V145H216V146H213V145H215L214 143V141H212V142H214L213 144H212V142H211V139H212V136L213 135H209L210 133V131L211 130H209L208 128H210L208 125H207V127H206V124H208V123H210V122H208V120L210 119V118H208V120H206V117L204 118L203 116H201V112L203 111L204 113H208L209 112V109H210V111H211V109H212V111L213 112H211L210 114H212L213 113V115L215 114V117H216V119H214L213 118V115H210L209 113H208V116L207 117H209V115L210 116H212V120H214V122H216V120H219L220 119V117L222 116V118L225 116V114L226 113H224L223 111H224V109H223V107H219L220 108V113H222V115L221 114H218V116L219 115H221V116H219V117H217V111H219L218 109H217V107L215 106V105H213V107H216V109H214L213 107H212V102L214 101V99H215V102L217 101V100H219V101H221L220 102V105H228L229 107L231 106L230 105V103H231V101H229L228 99H230V97H229V94L225 91V90H227L226 88H230L229 87V82L227 83V81H230L228 78H227V81L225 82V81H223V80H226V76L227 77H229V75H225L224 76V74H229V71H230V69L229 68H231L232 66H231V64H230V62H228V61H226V60H228V57H229V52H226V51H224L223 53H224V57H225V67H221V73L219 72V71H216V72H219L220 74L219 75H221L220 77H219V75H218V73H215L214 72V70L215 69H217L216 68V65H213L212 67H215L214 68V70H213V68L212 67H210V69H208V71L207 72H209V70H211L212 72H214V74L213 75H217V76H211L210 74V76L208 75V79H210V77L212 78L211 79V81L213 80V82L212 83H218L217 85H219L220 84V86L219 87H217V85L215 86L214 84V87H209L208 86V82H210L209 80L206 82V84L203 82V81H206V79H207V77H206V79H204V75L205 74H208V73H206V71L203 69V72L205 73H201V74H204L203 75V77H201V76H199L200 75V73L199 72H201V71H199L198 73H199V75H198V77H197V74L195 75L196 76V79H195V77L193 78L192 76V78L190 77V76H188V75H186V76H181L180 74H179V72H177L176 71V69L174 68V72H173V74L171 75V76H169V78H167V76H165V77H163V75H161V77H162V79H163V81L162 80H160V77H159V80H158V78H154V77H148V76H145V82L146 81H148L147 82V84L146 85H144L145 84V82L144 81H140V80H138L137 79V76H139L140 77V74H139V70L141 69V67H143L144 69H145V66L147 65V61H145V60H148V63H151L149 60H151V56H150V54H147L146 53V51H145V53H146V55H147V59L145 58H143L142 59V57H141V59L139 60L137 57H135L133 54H134V51L136 50V49H134V45H136V43H135V39L133 40L132 38H134V37H130L131 35H129V37L131 38V40H133V42H134V45H133V43H132V41H128V38H126L125 37V33L124 32H122V31H120V32H122V34L124 35H122L121 33H116L115 31H114V29H112L111 28V26H113L114 25V23L116 24V20H115V22H114V20H113V22L112 21H110L111 19H109V22H112L113 23V25H111L112 23H109L110 25H106L107 26V29H108V31H109V33H112V32H110V31H112L113 30V32L115 33V34H117V35H119V34H121L122 36H120V38H118L117 39V37L118 36H116L115 34H113V35H115L116 37H114V36H112V35H110V34H108L109 35V37L110 36H112V38H115V39H117L116 41L117 42H120V46H122V47H119V45H118V47H116L115 45H117V44H114V40L113 41H110L111 43L113 42V44H114V51L118 48V50H116L115 52V54H112V51L109 49V48H111V47H109V48H106V46H105V55H104V57H103V61L102 62H100L99 61V59L97 58V57H95V54L94 53H96V52H93V57L91 56V59H90V62H88L86 59H84V54H82V48L84 47V48H86L87 49V46L89 45V47H90V45L92 44V40H91V38L92 39H95V38H93L92 36L90 37V35H92L93 33H96L97 34V30H98V28H100V27H98L100 24H98V22H100V21H102V19H104L103 21V23H101V25L103 24H105L106 22H107V19H106V17L108 16V14L110 15V16H112L111 14H110V12H114L111 8L113 7V6H115V4L116 3H118V0L116 1V0H113L114 2H111L112 0H107L109 3L111 2L112 4H109L108 2V4L106 3V0H82V2L80 1V3L79 2H77V3H79V4H75L77 7H78V5H79V9L77 8V7H75V8H72L71 10H72V12H70L69 10H67V8L68 7H72L71 5H69V3H68V7H66L65 9H66V12L67 11H69L70 13V15L68 14V12H67V14L69 15L68 17H67V15H66V12H64V14H63V17H65V19H68V21L70 22V23H72L73 25H71L75 30H76V27H77V30L76 31H78V32H80L79 33V36H77L78 37V40H76L75 41V44L73 45V46H65L64 45V42L62 41V40H60L59 42H61V43H59V42H57L56 44H54L53 45V43L51 42V39H48V38H50V36H48V37H44L43 36V32H44V29L41 27H37V25H36V22H34L33 21V23H35L34 25L35 26H33L32 24H30V27L29 26H27L29 23H31L32 21H31V19H33L32 17H33V15L35 14V13H39L40 11H38L40 8L38 7V2H36L35 0H33L32 2ZM74 1V0H73ZM78 1V0H77ZM120 1V0H119ZM74 2H76V1H74ZM100 2H101V4L102 3H104V4H107V5H110L109 7H110V9H111V11H110V9H108V7L106 6V11L104 10L105 9V7H104V9H103V7L102 6H104L103 4H102V6H100L99 5V7H98V5H96V4H100ZM123 2V1H122ZM12 5H11V4ZM13 3H14V5H13ZM27 3V4H28ZM72 3V2H71ZM95 3V4H94ZM114 3V4H113ZM121 3V2H120ZM9 4V5H8ZM24 4H26V3H24ZM74 4V3H73ZM81 4H82V7H81ZM84 4V5H83ZM86 4V5H85ZM93 4V5H92ZM111 5H113V6H111ZM120 5V4H119ZM122 5V4H121ZM6 6V7H5ZM13 6V7H12ZM15 6V7H14ZM29 6L32 8H30L29 10H27V8H29ZM94 6H97V7H94ZM123 6V5H122ZM121 6V7H122ZM74 7V6H73ZM87 7V8H86ZM84 8V9H83ZM98 9V11H99V13L100 14H106V17H104V16H99V14H97L96 16H98L99 18H102V19H99L100 21H97V23H95V26H96V24H98V26L97 27H95L96 29H93V27H94V23H93V21H95V19L93 20L92 18L93 17H95L94 15L95 14H92L91 13V10L92 11H97L96 9ZM102 8V9H101ZM114 8H119V7H114ZM5 9V10H4ZM9 9V10H8ZM11 9V10H10ZM38 9V10H37ZM68 9H70V8H68ZM75 9V10H74ZM115 9V12L117 13L118 11ZM122 9V8H121ZM15 10V11H14ZM32 10H34V13H33V11ZM76 11V16L77 17H79L80 19H78V21H74V20H77V17L75 18V15H74V17H73V15L71 16V14H74L75 12L74 11ZM85 10V11H84ZM86 10H89V13L86 11ZM107 10H109V11H107ZM119 10V9H118ZM12 11H14V12H12ZM27 11V12H26ZM81 11L82 12V14H81V12L79 13V12ZM94 11V12H95ZM120 11V10H119ZM7 12V13H6ZM31 12H32V14H31ZM74 12V13H73ZM88 13L87 15L86 14H84V16H83V13ZM102 12V13H101ZM105 12V13H104ZM107 12H108V14H107ZM114 12V13H115ZM3 13V14H2ZM5 13H6V15L7 14H12L13 13V15H7V16H9V18L10 17H12V18H7L6 17V15H5ZM29 13V14H28ZM95 13H97V12H95ZM115 13V14H116ZM30 14H31V16H30ZM79 16H78V15ZM81 14V15H80ZM90 14H92L93 16H91ZM36 16H37V14H35ZM114 15V14H113ZM1 16V17H2ZM25 16H29V17H25ZM82 18H81V17ZM116 16V15H115ZM115 16H112V17H114L115 18ZM15 17V18H14ZM23 17H25V18H28V19H30V21L29 20H23ZM89 17L93 20L92 22L91 21H89L90 19H89ZM109 17V16H108ZM3 18V17H2ZM2 18H0V19H2ZM7 18V19H6ZM24 18V19H25ZM97 18V17H96ZM110 18V17H109ZM13 19V20H12ZM34 19H35V17H34ZM43 19V18H42ZM85 19V21L87 20L88 22H83L84 24H83V26H81L82 25V21ZM81 20V21H80ZM96 20H98V18L96 19ZM106 20V21H105ZM4 21V22H5ZM21 21V22H20ZM24 21H26V23H27V21L29 22L28 24H26ZM35 21H36V19H35ZM22 23L21 24V26L18 28L20 31L22 30V29H26V27L28 28L29 27V32H28V29H24V32L26 33V32H28L27 34L29 35V36H32L33 35V38H34V42H33V45L32 46H28V48H27V50H26V48H25V51L26 52H28V53H31L32 52V54L34 53V52H36L37 51V53H35V54H33L32 56H30V61H31V57H33L32 58V60L34 59V61H39V62H37L38 64H40V65H46V66H48V69L51 71L50 72V77H49V74L47 75V76H45L44 74H43V77L41 76L42 75V73L40 72V70H38V69H40V67L41 66H38L36 63L33 65L32 63H30V64H32L33 65V71H32V67L28 64V61H26V60H28V59H25V63L23 64L22 62H20V63H22L23 65H19V63H17V65H19V67L17 66H15V68H20L19 70L20 71H18V72H16L18 69H13L14 70V72H12V68H14V67H12L14 64V61H15V59H14V61H13V63H11V67H9V65L8 64H5V61H8L9 62V64H10V62H11V58H12V56H10L9 54H10V52H11V55H13L15 52V48H14V46L17 44L18 46L20 45V44H24V43H22L21 42V39H20V43H19V38H18V36L20 37V38H28V35L26 36V37H23L24 35H26L24 32H23V30H22V32H20V31H16L17 30V28L16 27H18V25H20V23ZM23 22H24V24H23ZM43 22H44V20H43ZM76 22H77V24H76ZM9 23V24H8ZM17 23H19L18 25H17ZM92 25H91V24ZM0 24V25H1ZM11 24V28L8 26V25H10ZM14 24H16V27L14 26ZM26 24V25H25ZM43 24V23H42ZM81 24V25H80ZM89 24V25H88ZM117 24H118V22H117ZM116 24V25H117ZM120 24V23H119ZM26 27H25V26ZM87 25V26H86ZM4 26H6V27H4ZM32 26L33 27H35V28H32ZM76 26V27H75ZM93 26V27H92ZM7 27H9V28H7ZM13 27H15L16 29L15 30H13ZM83 27H84V30H83ZM85 27H87V28H85ZM89 27V28H88ZM92 27V28H91ZM101 27H103V26H101ZM105 27V26H104ZM109 27V28H108ZM117 28L119 27H121V24H120V26H116ZM20 28H22V29H20ZM36 28H38V29H36ZM82 28V29H81ZM92 30H94V31H91V29ZM118 28V30H116V31H119V30H123V28H124V26L123 27H121L122 29H119ZM126 28V27H125ZM3 29H6L5 31L3 30ZM90 31V35H88V33H89V31ZM112 29V30H111ZM31 30H32V32H31ZM36 30V31H35ZM41 30V31H40ZM72 30V29H71ZM100 30V29H99ZM98 30V31H99ZM125 30V29H124ZM123 30V31H124ZM126 30H127V28H126ZM125 30V31H126ZM4 31V32H3ZM15 31V32H14ZM38 31V32H37ZM82 31H83V33H82ZM17 32V33H16ZM20 34H19V33ZM34 32V33H33ZM45 32H46V30H45ZM91 32H93L92 34H91ZM41 33V34H40ZM72 33H73V31H72ZM100 33V32H99ZM127 33H128V31H127ZM9 34V35H8ZM11 34H13V35H11ZM19 34V35H18ZM30 34H32V35H30ZM85 34H86V36H85ZM96 34H94L93 36L95 37V35ZM129 34V33H128ZM8 35V36H7ZM16 35H18L17 36V38H16ZM41 36V38L43 37V39H39V38H37L36 36ZM100 35H101V33H100ZM127 35V34H126ZM9 36H10V38H9ZM13 38H12V37ZM14 36H15V38H14ZM97 36H99V34L97 35ZM96 36V37H97ZM36 37V38H35ZM52 37H54V34L52 35ZM88 37H90V38H88ZM125 37V38H124ZM8 38L10 39V40H8ZM98 38V37H97ZM122 38V39H121ZM16 39H18V41L16 42ZM84 39V40H83ZM88 39V40H87ZM91 41H90V40ZM107 39H109L108 37H107ZM111 39V38H110ZM119 39H120V41H119ZM124 39H126V40H124ZM86 40H87V42H86ZM102 40V39H101ZM12 41V42H11ZM42 41V42H41ZM89 41V42H88ZM107 41V40H106ZM106 41H104L103 40V42L105 43V45H106ZM124 41V42H123ZM126 41H127V43H126ZM1 42H2V44H1ZM15 42V43H14ZM81 42V43H80ZM102 42V43H103ZM109 42V45L108 46H111L112 44ZM129 42H131V43H129ZM6 43H8V44H6ZM13 43L15 44V45H13ZM44 43V44H43ZM85 43V44H84ZM103 43V44H104ZM43 44V45H42ZM99 44H101V43H99ZM99 44H98V46H99ZM122 44V45H121ZM127 44V45H126ZM130 44L131 45H133L132 46V48H131V46H130ZM8 45V46H7ZM15 46L16 48L18 47V46ZM79 45V46H78ZM102 45V44H101ZM11 46V47H10ZM33 46H34V48H33ZM44 46V47H43ZM49 46V47H48ZM53 46V47H52ZM91 46H94V45H91ZM97 46V45H96ZM97 46V47H98ZM103 46V45H102ZM107 46V47H108ZM29 47H31V49L29 48ZM36 47H38L37 49H36ZM97 47H95V48H97ZM101 47V46H100ZM100 47H99V49H100ZM123 47L125 48V53H124V55L122 54L123 53V51H124V49H123ZM127 47V48H126ZM55 48V49H54ZM75 48V49H74ZM91 48V47H90ZM123 50H122V49ZM136 48V47H135ZM148 48H150V47H148ZM147 48V49H148ZM18 49V48H17ZM28 49H29V51H31V52H29L28 51ZM34 49V50H33ZM74 49V50H73ZM101 49H102V47H101ZM109 49V50H108ZM128 49V50H127ZM133 49H134V51H133ZM206 49H208V48H206ZM77 50V51H76ZM78 50H81V53L78 51ZM92 51H94L93 50V48L91 49ZM97 50V49H96ZM107 50V51H106ZM127 50V51H126ZM201 50H204V52H205V47L203 48V49H201ZM2 51H4V52H2ZM72 51V52H71ZM101 51V50H100ZM120 51V52H119ZM131 51H133V54H130V53H132ZM197 54H196V56H200V57H193L194 59L192 60V61H196V59L195 58H197V61H199V58H200V63L199 62H197V63H199V64H201V62H203L202 64H201V66L202 65H204V64H206V63H204V59H205V55H207V53L209 52V49H208V52L206 53H204L203 51L201 52V51H197V50H194ZM8 52V53H7ZM56 52V53H55ZM63 52H64V54H63ZM77 52V53H76ZM97 52H99L98 50H97ZM106 52H107V54H109L110 55V57H109V55H106ZM109 52H111V53H109ZM136 52V51H135ZM138 52V51H137ZM150 52H152V51H150ZM195 52H190L191 54L189 55V59L193 56L192 55V53L193 54H195ZM201 52V53H200ZM210 52H211V50H210ZM212 52H214V51H212ZM43 53V54H42ZM76 53V54H75ZM118 53H120V54H118ZM198 53H200L199 55H198ZM204 53V54H203ZM216 53V52H215ZM7 54V56H5V55ZM17 54V53H16ZM16 54H14L13 56L15 57V55ZM36 54H37V57H34V56H36ZM73 54V55H72ZM128 54V55H127ZM138 54V53H137ZM62 55H63V57H62ZM131 55V56H130ZM136 55V54H135ZM209 55V54H208ZM213 55L214 54H212L211 53V59H212V57H213ZM8 56H9V58H10V61H9V58H8ZM113 56V57H112ZM127 56V57H126ZM191 56V57H190ZM219 56H220V54H219ZM218 56V58H220L221 59V56L219 57ZM65 57V58H64ZM69 57V58H68ZM202 57H203V59H202ZM223 57V56H222ZM223 57V58H224ZM61 58V59H60ZM63 58V59H62ZM67 58V60H65ZM83 58V59H82ZM106 58H107V60H106ZM110 58V59H109ZM129 58H133V59H129ZM135 58H137L139 61H137V59H135ZM139 58H140V56H139ZM209 58H210V56H209ZM209 58L206 56V59L208 60V61H210L209 60ZM217 57H215V55H214V57H213V59H212V61H214V59H218ZM36 59V60H35ZM70 61H69V60ZM96 59V60H95ZM108 59H109V61H108ZM112 59H114L113 61H111ZM206 59H205V62H208V61H206ZM219 59V60H220ZM46 60V61H45ZM73 60V61H72ZM135 60H136V62L137 63H140L141 65L143 64V66H141L140 64L138 65V66H136V62H135ZM191 60V59H190ZM202 60V61H201ZM44 61V62H43ZM70 62V63H68V62ZM114 61H116V62H114ZM7 62V63H8ZM47 62H49V64H47ZM63 62H65L64 64H63ZM97 62H99V63H97ZM111 62H113V63H111ZM228 62V63H227ZM53 63V64H52ZM90 63V64H89ZM109 63H111V64H113L114 65V63H116L119 67V71H117L116 72V74H115V72L113 71V69H111L110 67L108 68V72L106 71L107 70V65H109ZM215 62H213V64H214ZM28 64V65H27ZM52 64V65H51ZM58 64V65H57ZM63 64V65H62ZM87 64V65H86ZM106 64V65H105ZM116 64L113 66V67H117L116 66ZM120 64V65H119ZM211 64H212V62H211ZM229 64V65H228ZM1 65H3V66H1ZM7 67H6V66ZM36 65V66H35ZM43 65H42V67H43ZM54 65V66H53ZM66 65V66H65ZM99 65V66H98ZM149 65V64H148ZM29 66V67H28ZM55 66H56V68H55ZM97 66H98V69H97ZM103 66H105V67H103ZM120 66H122V67H120ZM5 67V68H4ZM23 67V68H22ZM26 69H25V68ZM31 67V68H30ZM37 67V68H36ZM52 67V68H51ZM71 69H70V68ZM86 67V68H85ZM112 67V66H111ZM135 67V68H134ZM149 67V66H148ZM204 67H205V65H204ZM53 68H55L57 71H58V73H57V71L55 70V69H53ZM70 69V71H69V69ZM74 68V69H73ZM78 68V69H77ZM120 68L122 69L121 71H120ZM123 68H125V69H123ZM212 68V69H211ZM5 69V70H4ZM10 69V70H9ZM28 69V70H27ZM37 71H36V70ZM77 69V70H76ZM95 69H97V70H95ZM114 69H116L117 70V68H114ZM129 69V70H128ZM206 69V68H205ZM226 69V70H225ZM228 69H229V71H228ZM233 69V67L231 68V70ZM22 70H25L26 72H28V71H30L29 73V75H27L28 73H26V74H24V75H27V76H24L23 75V73H22ZM54 70V71H53ZM61 70V71H60ZM72 70V71H71ZM78 70H79V72H78ZM125 70V71H124ZM207 70V69H206ZM220 70V69H219ZM7 71V72H6ZM11 71V72H10ZM25 71H24V73H25ZM56 71V72H55ZM63 71H65V72H63ZM76 73H75V72ZM97 71V72H96ZM113 71V72H112ZM34 74H33V73ZM37 72V73H36ZM55 72V73H54ZM60 72H62V73H60ZM70 72V73H69ZM99 72V73H98ZM119 72H121V73H123V74H121V73H119ZM232 73H233V71H231ZM22 73V74H21ZM60 73V74H59ZM97 73V74H96ZM104 73H105V75H104ZM119 73V74H118ZM9 74V75H8ZM32 74V75H31ZM96 74V75H95ZM107 74H108V76H107ZM112 74V75H111ZM139 74V75H138ZM231 74V73H230ZM234 74V73H233ZM233 74H231V76L230 77H237V76H235V75H233ZM21 75H23V76H21ZM60 75H63V76H60ZM75 75V76H74ZM82 75V76H81ZM102 75H104V76H102ZM114 75V76H113ZM125 75V76H124ZM233 75V76H232ZM8 76L10 77V78H8ZM28 76H30V77H28ZM70 76V77H69ZM78 76V77H77ZM102 76V77H101ZM118 76H120V78H121V80L122 81H124L125 82V79L126 80H128L129 82H132V83H130V85L127 83V82H125V83H127L128 85H129V87H128V85H127V87L128 88H130V86H131V84H135L134 86V89L133 90H135V93L138 91V90H141V93L143 94H141L140 93V95L142 96V97H140V96H138L137 97V95L139 94H136V98H138L137 100H135V98L132 96L133 94L135 95V93H132V95H131V97H130V99H132V98H134V100L132 99V100H130L129 99V97H128V95L127 94H129L130 95V91H131V89L132 88H130V89H128V90H130V91H127V88H126V84H124V82H120V84H122V86L119 84V81L117 80V78H115V77H118ZM128 76V77H127ZM194 76V75H193ZM206 76V75H205ZM33 77V78H32ZM46 77V78H45ZM48 77V78H47ZM72 77V78H71ZM95 79H94V78ZM105 77L107 78V79H105ZM114 77V78H113ZM142 77V76H141ZM170 77H172L171 78V80H170ZM186 79H185V78ZM187 77H189V78H187ZM200 77V78H199ZM229 77V78H230ZM233 77V78H234ZM28 78V79H27ZM51 78V79H50ZM69 78V79H68ZM78 78H79V80H78ZM85 78V79H84ZM131 78V79H130ZM132 78H133V81H132ZM144 78V77H143ZM146 78H147V80H146ZM197 78L199 79V80H197ZM234 78V79H235ZM8 79V80H7ZM11 79V80H10ZM24 79L26 80L25 82H24ZM30 79V80H29ZM33 79V81H31ZM49 79V80H48ZM63 79V80H62ZM99 79H100V81H101V83L102 84H100V81H99ZM108 79H110V80H108ZM118 79H119V77H118ZM169 79V80H168ZM185 79V80H184ZM204 79V80H203ZM233 79V80H234ZM5 80H7V81H5ZM10 80V81H9ZM52 80V81H51ZM55 80V81H54ZM74 80V81H73ZM78 82H77V81ZM105 80V81H104ZM120 80V81H121ZM136 80H138L139 82H141L142 84H139V83H137L136 82ZM141 80H143V79H141ZM231 80H232V78H231ZM232 80V81H233ZM236 80V79H235ZM3 81H5V82H3ZM27 81H29V84H28V82ZM35 81V82H34ZM95 81V82H94ZM189 81V82H188ZM40 82V83H39ZM73 82V83H72ZM99 82V83H98ZM117 82H118V85H117ZM135 82V83H134ZM149 82H151V83H149ZM163 82H165L164 84H169V85H167V86H170V87H173V90H172V94H173V92H174V89H175V91L178 93V96L180 97V94H179V92H181V89H182V93L183 94H187V95H189L190 94V97L188 96L187 97V99L186 98H184V99H180V101L182 100V101H184L186 104H184V102H182L181 104H179L180 106H182V105H184V106H186L187 105V107L185 108L184 106V108H179V110L177 109V107H176V109L177 110H175V108L173 109V110H171V108L170 107H168L169 106V104H168V100L167 99H172L171 98V95H170V93L169 92H171V91H167V90H169L170 89V87H169V89H167L166 91H165V89L167 88V87H164V88H160V87H163V86H160L159 87V84L160 83H162L163 84ZM184 82V83H183ZM187 82V83H186ZM202 82V83H201ZM221 82H222V84H221ZM231 82V81H230ZM235 82V81H234ZM233 82V83H234ZM4 83H7L6 85L4 84ZM9 83V84H8ZM10 83H12V84H10ZM43 83V84H42ZM75 83H76V85H75ZM85 83V85H83ZM91 83H93V84H91ZM95 83V84H94ZM110 83V84H109ZM197 83V84H196ZM200 83V86H201V84H204V85H202V87L204 88V90H202L203 88H200V90L201 91H205V92H209L208 94L209 95H200L201 97H199L200 99H198V96L196 97L195 95V98L193 97H191V95H192V93L194 94L195 92H197L196 91V89H197V87H199V84ZM208 83V84H207ZM212 83H211V85H212ZM3 84H4V87H3ZM50 86H49V85ZM68 84V85H67ZM112 84H114V86L112 85ZM124 84V85H123ZM137 84V85H136ZM162 84H160V85H162ZM172 84V85H171ZM184 84H186V86H187V84L188 85H190V87H186ZM224 84H225V86L226 87H224ZM235 84H236V82H235ZM7 85H8V87H7ZM10 85V86H9ZM38 85H43L42 87L41 86H38ZM95 85H96V88H95ZM99 85H103L102 87L100 86V87H98ZM104 85H105V87H104ZM148 85V86H147ZM184 85V86H183ZM196 85V86H195ZM198 85V86H197ZM223 85V86H222ZM230 85H231V88H233L235 85H233L232 86V83H230ZM38 86V87H37ZM46 86H47V89H46ZM54 86V87H53ZM91 86V89H89V87ZM117 86L119 87V86H121V88L119 89V90H117ZM150 86V87H149ZM157 86V87H156ZM165 86V85H164ZM194 86V87H193ZM238 85L236 84V87H237ZM6 87V89H4ZM10 87V89H11V95L9 94L10 93V91L8 92V90H10V89H8ZM53 87V88H52ZM72 87H74V88H72ZM85 87H86V90H87V92H85V93H87L88 94V96H85V95H87V94H81L82 92L84 93V90H85ZM87 87H88V89H87ZM132 87V86H131ZM185 87V88H184ZM222 87V88H221ZM224 87V88H223ZM15 88V89H14ZM17 88V89H16ZM38 88V89H37ZM43 88V89H42ZM53 90H52V89ZM99 88V89H98ZM115 88V89H114ZM144 88V89H143ZM155 88V89H154ZM187 88V90H185ZM193 88V89H192ZM217 88V89H216ZM219 88V89H218ZM228 89L229 91L230 90H232V89ZM49 89H51V90H49ZM56 89V90H55ZM84 89V90H83ZM98 89V90H97ZM104 89V90H103ZM142 89H143V92H142ZM151 89V90H150ZM162 89V90H161ZM176 89H178L179 90V92L176 90ZM192 89V90H191ZM234 89H235V87H234ZM233 89V90H234ZM13 90V91H12ZM33 90H34V92H33ZM42 92H40V91ZM45 90V91H44ZM92 90V91H91ZM101 90V91H100ZM120 90L122 91L121 92V94L123 93V94H125V95H123V96H121V94H120ZM195 90V91H194ZM217 90V91H216ZM221 90H223V91H221ZM232 90V93L235 91V92H237L239 95L240 94H242L241 92L243 91L244 92V90L245 89H243L242 88V91H240L241 89L239 88V91L240 92H238V89H236V90H234L233 91ZM21 91V92H20ZM24 91V92H23ZM28 91V92H27ZM44 91V92H43ZM50 91V92H49ZM56 91V92H55ZM95 91V92H94ZM96 91L98 92L99 91V93H96ZM104 91V92H103ZM111 91V92H110ZM161 91V92H160ZM246 91H248V90H246ZM258 91V90H257ZM261 91H263V89L261 88ZM7 94H6V93ZM15 92V93H14ZM40 92V93H39ZM75 92V91H74ZM79 92H81V93H79ZM89 92V93H88ZM106 92V93H105ZM115 92V93H114ZM129 92V93H128ZM139 92V91H138ZM163 92V93H162ZM204 92V93H205ZM218 92H224V96L222 95V93L220 94V93H218ZM4 95H3V94ZM22 93V94H21ZM36 93V94H35ZM53 93H54V95H53ZM56 93V94H55ZM57 93H58V95H57ZM110 93V94H109ZM118 93V94H117ZM127 93V94H126ZM169 93V94H168ZM175 93V92H174ZM177 93H175V95L177 94ZM189 93V94H188ZM198 93L200 94V92L198 91ZM203 93V94H204ZM212 93H214V95H215V93H218V94H216L215 96L214 95H211ZM231 93V94H232ZM262 92H260V90H259V93H254V94H252V91H250V93L249 94H251V95H253V96H251V97H249V100H250V98H254V97H256V99H255V101L257 100V98H258V100H260L261 98H263L264 99V95H263V93H262V95H260ZM6 94V95H5ZM61 94V95H60ZM74 94V93H73ZM93 94V95H92ZM94 94H96V95H94ZM108 94V95H107ZM114 94H115V97H116V94L118 95L116 98L114 97ZM197 94V93H196ZM198 94V95H199ZM228 95V103L229 104H227V102L225 103V100L226 99H221V97H226L225 95ZM237 94V96H238V99H239V97L241 98L243 95H245V96H247L248 94L246 93V94H243L242 96H239ZM19 95V96H18ZM99 95H101V96H99ZM110 95V96H109ZM155 95V96H154ZM166 95H167V97H166ZM169 95H170V97H169ZM174 95V94H173ZM172 95V96H173ZM187 95H183L184 97H186ZM211 95V98H209V96ZM220 96V97H216V96ZM222 95V96H221ZM233 95V94H232ZM236 95V93H234V98L236 97L235 96ZM18 96V97H17ZM22 96L20 97V98H22ZM25 96V97H24ZM35 96H37V98L35 97ZM85 96V97H84ZM92 96V97H91ZM94 96H96V98L94 97ZM98 96V97H97ZM177 96V97H178ZM204 96V97H203ZM213 96L214 97H216L217 98V100H216V98H214L213 99ZM231 96V95H230ZM232 96V97H233ZM248 96H250V95H248ZM15 97V98H14ZM17 97V98H16ZM83 97V98H82ZM108 97H110V98H108ZM122 97V98H121ZM153 97V98H152ZM232 97H231V100L233 101L232 103H233V107H234V109H236L235 107L237 106V104H236V101H238V100H236V98H235V100H234V98L232 99ZM4 98H6V99H4ZM19 98V99H20ZM31 98V99H32ZM46 98H47V100H46ZM52 98V99H51ZM55 98V99H54ZM59 98H63V99H59ZM111 101V102H109V100ZM114 99V100H111V99ZM155 98H157V99H155ZM166 99V101H168V102H166L165 101V99ZM173 98H176V97H174L173 96ZM181 98H182V95H181ZM189 98H190V100H189ZM197 98V99H196ZM206 98V99H205ZM220 98V99H219ZM243 98H245V102L247 103V101L248 102H251V101H249L247 98L248 97H242V102L243 103H245L244 102V99ZM18 99V100H19ZM41 99V100H40ZM84 99V100H85ZM103 99H105V100H103ZM140 99V100H139ZM160 99H162V101L164 100L165 101V103H167L168 105H164V102H162V104H161V100ZM178 99V98H177ZM211 99H213V101L211 100ZM246 99H247V101H246ZM14 100V101H13ZM49 100V101H48ZM55 100V101H54ZM108 100V101H107ZM139 100V101H138ZM152 100V101H151ZM208 100V101H207ZM224 100V102L223 103H225V104H222V101ZM241 100V99H240ZM257 100V101H258ZM48 101V102H47ZM131 101H132V103H131ZM151 101V102H150ZM156 101V102H155ZM158 101H160V103L158 102ZM172 101V100H171ZM177 102H178V100H176ZM235 101V102H234ZM2 102V103H3ZM41 102V103H40ZM51 102V103H52ZM117 102V101H116ZM153 102V103H152ZM176 102V103H177ZM214 102V104H216ZM242 102L240 103V102H238V103H240L241 104V108L239 107V106H237V110L240 108V111H241V109L242 110H245V111H247V110H249L251 107H253L255 104H257V103H255L254 105H250V106H246V103H245V106H244V104H242ZM46 103L44 104V105H46ZM59 105H58V104ZM106 103V104H107ZM115 103V102H114ZM121 103L123 104V102L121 101ZM121 103H119V105L121 104ZM152 103V104H151ZM170 103V102H169ZM174 103L175 102H173V105H174ZM180 103V102H179ZM192 103V104H191ZM193 103H194V105H193ZM202 103L204 104V105H202ZM205 103H206V105L208 106V109H207V111H205V110H202L201 112L200 111H197L196 112V110L197 109H199L201 106L200 105H202V106H205ZM231 103V104H232ZM253 103H254V101H253ZM13 104V103H12ZM11 104V105H12ZM47 104V105H48ZM189 104L191 105V106H189ZM209 104H211L210 106H209ZM248 104V103H247ZM13 105H15V104H13ZM42 105H40V106H42ZM117 105V106H116ZM124 105V104H123ZM136 105V106H135ZM171 105V104H170ZM197 105V106H196ZM249 105V104H248ZM259 105V104H258ZM258 105H255L256 107L258 106ZM2 106V107H3ZM10 108H9V107ZM62 105H60V107L58 108V111H59V109L60 108H62L61 107ZM104 106H106V105H104ZM122 106V105H121ZM196 106V107H195ZM207 106H205L206 108H207ZM243 106V107H242ZM255 106H254V108H255ZM67 107V106H66ZM119 108H120V106H118ZM117 107V108H118ZM172 107V106H171ZM175 107V106H174ZM179 107V106H178ZM193 107H195L196 109L195 110H192V112H191V109H194ZM227 107V106H226ZM225 107V108H226ZM229 107H228V109H229ZM239 107V108H238ZM64 109H65V106L63 107ZM62 108V110H64ZM204 108V107H203ZM258 108V107H257ZM54 109V108H53ZM132 109V108H131ZM167 109H170V111H178V114H181V116H178L179 118H181V117H183V116H185V113L183 112V111H190V114L189 115H192V116H194L195 114H197V115H195V118L197 119V121L199 120L200 122H198L197 124H198V126L200 125L201 127H199L198 128V133H199V131L201 132H204L203 134L204 135H208V136H210L211 137V139H210V137L208 138V136L206 137V138H202L201 136H200V138H195V137H198V136H191V137H194L193 138V140H192V138L190 137V136H188V135H190V134H188L187 132H186V130L185 131H180V129L182 128V126L185 124V123H171L172 122V120L171 121H169L171 118H173V117H175L173 114H170L169 115V117H168V114L169 113H173V112H170L169 110H168V112L166 111ZM201 109V108H200ZM221 109L223 110V111H221ZM62 110H60L58 113H60V112H62ZM68 110V109H67ZM106 110H105V114H108V112L106 113ZM133 110V109H132ZM145 110H144V112H145ZM215 110H216V112H215ZM230 110V109H229ZM231 112L233 113V109H232V107H231ZM110 111V110H109ZM151 111V112H150ZM228 110H226L225 112H227ZM239 111V110H238ZM245 111H243V112H245ZM64 112H66V111H64ZM64 112H62V113H64ZM137 112V111H136ZM139 112V111H138ZM137 112V113H138ZM150 112V113H149ZM161 113V115H159L160 113ZM180 112V113H179ZM194 112H196V113H194ZM230 111H228L227 112V114L229 113ZM242 112V113H243ZM261 112V111H260ZM10 113H13V112H10ZM67 113V112H66ZM65 113V114H66ZM231 113V115L230 116H234L235 115V113H236V111L234 112V114H232ZM136 114V113H135ZM175 114V113H174ZM182 114H184V115H182ZM187 114V113H186ZM203 114V113H202ZM227 114H226V116H227ZM249 114V112L247 113V115ZM5 115V114H4ZM137 115L138 114H136L135 116V118L137 119L138 117H137ZM142 114H140V116H141ZM173 117H172V116ZM207 115V114H206ZM243 115V114H242ZM139 116V115H138ZM139 116V117H140ZM143 116V115H142ZM154 116L156 117V118H154ZM161 116V118H158V117H160ZM170 116H171V118H170ZM176 116H177V114H176ZM187 116V115H186ZM192 116H191V118H192ZM205 116V115H204ZM225 116V117H226ZM230 116H228V117H230ZM245 116V115H244ZM249 116V115H248ZM2 117H4V116H2ZM1 117V118H2ZM133 117H134V115H133ZM165 117V118H164ZM178 117H175L176 119L178 118ZM228 117L227 118H223L224 119V121H230V119H232V118H230V119H228ZM243 117V116H242ZM246 117V116H245ZM58 118H60V116H58ZM106 118H107V116H106ZM132 118V117H131ZM164 118V119H163ZM169 118V119H168ZM175 118H173L174 119V121H176V122H178L177 120H175ZM178 118V119H179ZM188 118V117H187ZM217 118H219V119H217ZM244 118V117H243ZM249 118V117H248ZM6 118H4V120H5ZM135 119V120H136ZM189 119H190V117H189ZM204 119V120H203ZM210 119V120H211ZM247 119V118H246ZM1 120H3V118L1 119ZM8 120V119H7ZM7 120H5V121H7ZM132 120H134V118L132 119ZM161 120V121H160ZM162 120L163 121H165V122H167L168 124H166V123H163L162 122ZM209 120V121H210ZM211 120V121H212ZM11 121V120H10ZM9 120H8V122L10 123H8L7 122V124L6 123H0V124H3V127H2V125H0V127L3 129V130H9V128L11 129V127L12 128H15V126L16 125H18L17 123H12V122H10ZM173 121V122H174ZM180 121V120H179ZM196 121V122H197ZM2 122H4V121H2ZM204 122H206V123H204ZM208 122V123H207ZM213 122V121H212ZM212 122L210 123V126H211V124H212ZM218 122V121H217ZM219 122H222V123H219V124H224L223 123V120H219ZM149 123H150V125H149ZM152 123V124H151ZM157 123V124H156ZM203 123V124H202ZM229 123H231V122H229ZM229 123H226V124H229ZM26 124V123H25ZM28 124V123H27ZM26 124V125H27ZM40 124H45V123H40ZM47 124H50V123H47ZM46 124V125H47ZM55 124V123H54ZM56 124H62V123H56ZM65 124V123H64ZM100 124V123H99ZM110 124H115V123H101L100 124V126L102 127V125L103 126H108V125H110ZM118 124H120V123H117V125ZM127 124V123H126ZM125 123H124V125H126ZM137 124H138V126H137ZM141 124H144L145 126H147V127H144V125H142L141 126ZM159 124V126H157ZM175 124V125H174ZM188 124H190V125H192V123H186V125L188 126ZM196 123H193V125L195 126V125H197ZM218 124V123H217ZM225 124V125H226ZM234 123H231L230 125H233ZM237 125V127L239 126V128H240V130H242L241 129V127L240 126H243L244 124V126L246 127H244L243 126V129L245 128L246 129V131H247V133H249V134H251V133H257V135L259 134V133H261V134H263L262 135V138L260 137L261 136V134H260V136L258 135V137H260V138H258V139H256L257 141H256V145L257 144H261L260 142H262L263 141V143H262V145L264 144V123H250V124H248V126L251 128V129H249V127L246 125V123H244V124H242L241 125V123H236ZM5 125H7V126H9V127H7V126H5ZM22 125V124H21ZM23 125H24V123H23ZM26 125H24V126H26ZM66 125H67V123H66ZM91 125H93L94 127H96V123H93V124H91ZM121 125H122V123H121ZM131 125H130V128H133V127H131ZM170 125V126H169ZM182 125V126H181ZM192 125V126H193ZM225 125H223V126H225ZM229 125V126H230ZM235 125V124H234ZM127 126V125H126ZM227 126V125H226ZM161 128L160 130H159V128ZM177 127V128H176ZM184 127V126H183ZM191 127V126H190ZM1 128H0V145L1 144H3V149H2V145L0 146V149L2 150V151H4L5 149H6V151L5 152H7V154L8 155H11V158L12 159H14V164H15V162H17V164L19 163L20 164V162H23V160H22V157L20 156V155H22L23 156V158L26 156V155H31V157L33 156H36V157H39V156H37L38 154H42L44 151H45V149H46V151L44 152V153H47V151H48V155H49V152L50 153H53V154H55V152H57V151H53L52 150V148L53 147H55L56 145H51V143L49 142L51 139L50 138H48L47 137V140L45 139V137H43L44 138V141H45V144L43 143L44 141L42 140L43 138H41V136H40V138L37 136V135H34V134H32L33 136H31L32 138H27V137H25V135L21 132V131H14L13 133H14V136L12 135L11 136V134H10V136L11 137H8L9 135H5V133L6 132H8V131H6V132H3V130H1ZM66 128V130L68 131V133L69 132H72L73 133V131L72 130H70L69 128V130L67 129V127H65ZM124 128L125 129H128V128H126L125 126H124ZM138 128H137V130H138ZM185 128V127H184ZM184 128H182V129H184ZM195 128H197V127H195ZM207 128V129H206ZM94 129H98L99 130V125H97V128H94ZM101 129V128H100ZM102 129H103V127H102ZM104 129H105V127H104ZM103 129V130H104ZM147 129H145V131H147ZM200 129V130H199ZM247 129H249V130H252V131H249V130H247ZM103 130H101L102 132H103ZM136 130V132H135V129H134V132L136 133V134H139V132H141V130H138L137 131ZM240 130H238V132L240 131ZM253 130H255V131H253ZM257 130H259V132L257 131ZM1 131H2V133H1ZM76 131V130H75ZM100 131V132H101ZM245 131V130H244ZM19 132H21L20 134H21V136H19L20 134H19ZM125 132H127V130H125ZM181 132H184L183 134L181 133ZM211 132H213V131H211ZM241 132H243V131H241ZM251 132V133H250ZM9 133H10V131H9ZM12 133V134H13ZM163 133H162V136H163ZM174 133V134H173ZM185 133H187L188 135H186ZM207 133V134H206ZM209 133V134H208ZM244 133H246V132H244ZM69 134H71V133H69ZM173 134V135H172ZM178 136V138H177V136ZM197 134V133H196ZM199 134H201V133H199ZM213 134V133H212ZM239 134V137H241V135H240V132L238 133ZM242 134V133H241ZM108 135H110V134H108ZM112 135V134H111ZM110 135V136H111ZM123 135V134H122ZM186 135V136H185ZM204 135H202L203 137H204ZM256 135V134H255ZM5 136H7L5 139H7V138H9V139H7V143H5V140L3 141V139H4V137ZM22 136H24V137H22ZM67 136H68V134H67ZM66 135H65V137L64 138H66V139H64L63 138V140L61 141V143H63V146H65V147H68V148H70V146L72 145V143H69V144H67L66 143V141L68 140V137H67ZM110 136H108V137H110ZM253 136V135H252ZM3 137V138H2ZM111 137H113V136H111ZM110 137V138H111ZM172 137H175V138H172ZM187 137V138H186ZM257 137V136H256ZM11 138V139H10ZM21 138V139H20ZM26 138V139H25ZM161 138H162V140L164 139V141H166V142H164V141H161ZM184 138H186V139H184ZM253 138H255V137H253ZM48 139H50L49 141H48ZM107 139H109V138H107ZM197 139V140H196ZM199 139V140H198ZM208 139V140H207ZM214 139V138H213ZM3 142H2V141ZM8 140H9V143H8ZM11 140L13 141V142H11ZM32 140V141H31ZM40 140V141H39ZM43 142H42V141ZM65 140V141H64ZM112 140H113V142L111 141V139H109V141H110V143L109 142H107V143H109L110 145L108 146L109 148H111V149H114L115 147H117L116 145L117 144H119V138H112ZM176 140H178V142L177 143H175V141ZM202 140V141H201ZM254 140V139H253ZM260 142H259V141ZM14 141H16L15 143H14ZM17 141H19V142H17ZM52 141V140H51ZM54 141V140H53ZM64 141V142H63ZM107 141V140H106ZM118 142V143H115V142ZM183 141V142H182ZM185 141V142H184ZM188 141V142H187ZM228 141H230V140H228ZM231 141H232V139H231ZM255 141V140H254ZM41 142V143H40ZM55 142V141H54ZM54 142H52V143H54ZM67 142H69V141H67ZM139 142V141H138ZM154 142H156V144H158V142L157 141H154ZM187 142V143H186ZM203 142V143H202ZM205 142H206V144H205ZM211 142V143H210ZM4 143L7 145H4ZM12 143V144H11ZM19 143H21V144H19ZM140 143V142H139ZM173 143H174V145H173ZM181 143H183L182 145H181ZM185 143V144H184ZM228 143V146L231 144H229V142H227ZM232 143H233V141H232ZM11 144V145H10ZM17 144V145H16ZM25 144V145H24ZM46 144H49V146H51L52 148H50L48 145H46ZM65 144H67V145H69V146H66ZM71 144V145H70ZM116 144V145H115ZM128 143H126V145H127ZM190 146H189V145ZM235 144V143H234ZM18 145H19V149L17 148L18 147ZM23 145V146H22ZM42 145V146H41ZM74 145V144H73ZM72 145V146H73ZM112 145V146H111ZM176 145V146H175ZM186 145V146H185ZM196 145V146H195ZM207 145V146H206ZM210 145V147H208ZM231 145H233V144H231ZM10 146V147H9ZM25 146V147H24ZM27 146V147H26ZM57 146H59V145H57ZM57 146H56V148H57ZM111 146V147H110ZM115 146V147H114ZM119 146V145H118ZM167 146H168V144H167ZM180 146H184V147H181L180 148ZM193 146V147H192ZM31 147V148H30ZM170 147H167V148H170ZM190 147V148H189ZM215 147V148H214ZM258 147V146H257ZM262 147H264V145L263 146H261L260 147V145H259V149L261 150V151H264L263 149L264 148H262ZM13 149L12 150V152H16L17 150V154L16 153H12L13 154V156H12V154L10 153V152H8L9 150L11 151V149ZM29 148V149H28ZM48 148H50V149H48ZM60 148L61 149H63L64 147H62V146H60ZM139 148V147H138ZM137 148V149H138ZM175 148V149H174ZM184 148V149H183ZM185 148H186V150H189V151H186L185 150ZM262 148V149H261ZM8 149V150H7ZM42 149V150H41ZM43 149H44V151H43ZM213 149V150H212ZM1 150H0V153H1ZM25 150V151H24ZM27 150V151H26ZM35 150V151H34ZM54 150H56L55 148H54ZM152 149H150V152H152L151 153V159H152V161H153V163H154V161H155V163H156V165H158V168H161L159 165H165L164 166V169L163 168H161V169H163V171H165L166 170V165H168V159H167V156H166V154L167 153H164L165 151L166 152H168V151H171L170 149H168V151H167V149H166V146H165V151L163 152L162 151V156L161 155H159L158 156V158L156 159L155 157H157V156H155L154 154V151L152 150ZM201 150V151H200ZM22 151V152H21ZM42 151V152H41ZM62 151V150H61ZM190 151H191V153H190ZM199 151V152H198ZM25 152H26V154H25ZM27 152H28V154H27ZM31 152V153H30ZM32 152H33V154H32ZM40 152V153H39ZM189 153V154H191L192 156H196V157H194L195 158V160H197V159H199V160H197L196 162H195V160L193 159V157L191 156V155H187V153ZM198 152V153H197ZM202 152V153H201ZM218 152H220V153H218ZM10 153V154H9ZM22 153V154H21ZM23 153H24V155H23ZM163 153L165 154V155H163ZM181 155H180V154ZM192 153H195V154H192ZM200 153V156L198 155V157H197V155L196 154H199ZM204 153V154H203ZM223 153H224V155H223ZM35 154H37V155H35ZM40 154V155H41ZM60 154V153H59ZM59 154H57L56 153V155H53L54 157L56 156V158L58 157V156H61V154L59 155ZM202 154V155H201ZM216 154V155H215ZM218 154V155H217ZM220 154V155H219ZM8 155L6 156V158H8ZM42 155H44V154H42ZM46 155V154H45ZM44 155V156H45ZM154 155V156H153ZM213 155H214V157H213ZM18 156H20V157H18ZM44 156H42L43 158H44ZM153 156V157H152ZM161 156V157H160ZM224 156V157H223ZM229 157L228 158V160L226 159V157ZM2 157V156H1ZM1 157H0V162H1V160H2V162H1V164L2 165H5V162H6V160L5 159H3V157H2V159H1ZM31 157H29V158H31ZM36 157H34L35 158V161L34 162H36V164H38L37 162H39V164L38 165H41L42 164V162H41V164H40V161L39 160H41V159H39V158H36ZM48 157L49 156H47V159H48ZM50 157H51V155H50ZM49 157V159H52V158H50ZM200 157H201V159H200ZM11 158H10V160H11ZM16 158V159H15ZM20 158H21V160H20ZM46 158V157H45ZM42 159V160H47V159ZM205 158H206V160H205ZM231 158H232V156H231ZM17 159H19V161H17ZM26 159V163H25V161L23 162V163H25L26 164V166L27 167H29V165H27L28 163H27V159H28V157H26L25 158ZM37 159V160H36ZM57 159H59L60 160V157H58ZM158 159H159V162H158ZM174 159V158H173ZM191 159V160H190ZM192 159H193V163H196V164H192V163H190L191 161H192ZM213 159V160H212ZM224 159H226V160H224ZM30 160H34L33 158L32 159H30ZM29 159H28V162L30 161ZM157 160V161H156ZM188 160H190V162H188ZM223 160L225 161V162H223ZM233 160V159H232ZM5 161V162H4ZM48 161V160H47ZM47 161H44V163H47ZM55 161V162H54ZM54 161L53 160H49L48 162L50 163H56L57 162V160L54 158ZM160 161H162L163 163H161ZM200 161H202V162H200ZM206 161H208V162H206ZM229 161V162H228ZM31 162V161H30ZM29 162V163H30ZM164 162H166L167 164H164ZM232 162V163H231ZM49 163H47L48 165H49ZM50 163V165H52ZM58 163V162H57ZM190 163V164H189ZM199 163V164H198ZM202 163V164H201ZM231 163V164H230ZM32 164V166H33V168L34 167H36L35 169L37 170L38 169V165L37 166H35L36 164L35 163H31ZM170 164V163H169ZM198 164V165H197ZM225 164V165H224ZM235 165V166H231V165ZM238 164V163H237ZM244 164H245V162H244ZM1 165V166H2ZM16 165V164H15ZM57 166H58V164H56ZM154 165V164H153ZM194 165V167H192ZM202 165V166H201ZM18 166V165H17ZM43 166H44V164H43ZM42 165L41 166H39L40 167V169L43 167ZM45 166H46V164H45ZM162 166V167H163ZM209 166V167H208ZM31 167V166H30ZM29 167V172H28V174L30 175H32L31 177H34L33 179H38L39 181L43 178V172H41L40 170H37V172L35 173V171L36 170H34V169H32V168H30ZM168 167H170V166H168ZM167 167V168H168ZM203 167V168H202ZM230 167V168H229ZM233 167H235V169L233 168ZM246 167V166H245ZM250 167H251V165H250ZM46 168V167H45ZM45 168H43L44 169V174L47 172V170L45 169ZM53 168V167H52ZM194 168V169H193ZM200 168H201V170H200ZM212 168H214V169H212ZM243 168V169H242ZM54 169H56L55 168V166H54ZM86 171V174H85V176H87L88 174H89V172L91 171V174H93L92 173V171L93 170H90L89 172L87 171L88 169H90V168H84ZM192 169L193 170H195V171H192ZM237 169H239L240 170V172H238L239 170H237ZM217 170V171H216ZM227 170V171H226ZM229 170V171H228ZM34 171V173L32 174V172ZM43 171V170H42ZM46 171V172H45ZM52 172H54V170H51ZM95 171V170H94ZM162 171V172H163ZM166 171H168V173H169V171H170V168H169V170L167 169ZM217 172V174L215 173V172ZM218 171H219V174H218ZM232 171V172H231ZM40 173V175H39V173ZM49 172V171H48ZM47 172V174H49ZM84 170L83 171H80L79 172V174L80 175H82L83 176V179H82V182L84 183L85 181L86 182H88L87 180H88V178H86L85 176H84ZM97 172V171H96ZM208 172V173H207ZM252 172H255V173H252ZM99 173V172H98ZM97 173V174H98ZM101 173V172H100ZM260 173V172H259ZM38 174V175H37ZM46 174V175H47ZM53 174V173H52ZM95 174V173H94ZM93 174V176L92 175H90L89 177H91V179L93 178L94 179V177L97 175V174H95L94 175ZM198 174V175H197ZM208 174V175H207ZM225 175L226 177H227V179H228V181H232V184H234V187L239 191V193H238V191H237V193L238 194H236L235 195V193L234 192H232V191H236L235 190V188H234V190H230V191H227L226 193H225V188L224 187H220L221 186V184H222V182H220L221 184H219L218 183V181H217V183L218 184H216V181H215V179H216V177H213V176H220L219 178H221L222 179V175ZM261 174V173H260ZM99 175V174H98ZM201 175H203V176H201ZM223 175V176H224ZM231 175V176H230ZM239 175V176H238ZM262 175V174H261ZM264 175V174H263ZM36 176V177H35ZM45 176V175H44ZM53 176H54V174H53ZM100 176V175H99ZM198 176V177H197ZM229 176V177H228ZM42 177V178H41ZM48 178H50V179H52V177H51V174H49L48 176H47ZM47 177H45V178H43V180L45 181V179L47 178ZM55 177V176H54ZM53 177V178H54ZM97 177V176H96ZM207 177V178H206ZM248 177V178H247ZM46 179L47 181L48 180H50V179ZM86 178V179H85ZM98 178H100V177H97L96 178V180H94L93 181V183L94 184H91V187L90 186H88V188L90 187L91 189L92 188H94L95 189V191H99V189L97 190V188L98 187H100V184H98V186L96 187V184H95V181H97V179ZM212 178V179H211ZM231 178V179H230ZM253 178H254V180H253ZM258 178V179H257ZM92 179V180H93ZM184 179V178H183ZM187 179V178H186ZM189 179V180H190ZM202 179V180H201ZM205 179V180H204ZM208 179H210V180H208ZM214 179V180H213ZM218 179V178H217ZM256 179V180H255ZM53 180H55V179H53ZM92 180L90 181V183H92ZM201 180V181H200ZM220 180V179H219ZM100 181H101V178L99 179V181H98V183H100ZM184 182H183V184L185 185L186 184V182H185V179L183 180ZM192 182L194 181V180H191ZM214 181V182H213ZM222 181V180H221ZM246 181V182H245ZM192 182H190V183H192ZM197 182V181H196ZM205 182H207V183H205ZM238 182V183H237ZM240 182V183H239ZM242 182V183H241ZM258 182V183H257ZM262 182H263V184H264V181L262 180ZM42 183H44L45 184V182H43L42 181ZM83 183H82V185H83ZM89 183V184H90ZM175 184H176V182H174ZM209 183V184H208ZM250 183V184H249ZM257 183V184H256ZM44 184H43V186L42 187H45V189H46V186L48 187V186H50V188H52V187H54L55 189H56V191L58 192V187L57 186H53L52 185V187H51V185H49L48 183V185L46 184V186H44ZM180 184H182V183H180ZM183 184H182V186H183ZM211 184V185H210ZM216 184V185H215ZM239 184H240V189H239ZM255 184V185H254ZM260 186H259V185ZM263 184H262V186H263ZM171 185H172V182H171ZM187 185V184H186ZM220 185V186H219ZM250 185H252V186H250ZM211 186H213V187H211ZM217 186H219V188H221V190L222 189H225L224 190V193H223V190L220 192V189L217 187ZM256 188H255V187ZM261 187L260 189H259V187ZM41 187V188H42ZM85 188H87L86 187V183H85V186H84ZM96 187V188H95ZM175 188H176V190H175V192H176V194H178V197H179V193H180V198H182L181 197V191L179 192H177V186L175 185L174 186ZM217 187V188H216ZM242 187V188H241ZM53 188V189H54ZM83 187H81V189H82ZM188 188V187H187ZM254 190H253V189ZM43 189V188H42ZM52 189V190H53ZM54 189V190H55ZM181 189H185V186H184V188H181ZM180 189V190H181ZM201 189V190H200ZM215 189V190H214ZM216 189H218L219 191H217ZM84 190V189H83ZM90 190V189H89ZM88 190V191H89ZM188 190V189H187ZM189 190H190V188H189ZM228 190V189H227ZM243 190V192H242V194H241V191ZM256 190V191H255ZM263 190V191H262ZM47 191H49V189L47 190ZM56 191H52V192H56ZM85 191V190H84ZM95 191H89V192H95ZM174 191V190H173ZM185 192H186V190H184ZM212 191V192H211ZM251 193H250V192ZM51 192V193H52ZM188 192V191H187ZM190 192V191H189ZM231 192V196H230V194H228V195H226L227 193H230ZM263 192V193H262ZM49 193H50V191H49ZM192 193V192H191ZM200 193V194H201ZM222 193V194H221ZM232 193H234V194H232ZM249 193V194H248ZM184 194V193H183ZM182 194V195H183ZM188 196H189V194L188 193H186ZM226 195V196H225ZM239 195V197H237ZM247 197H246V196ZM263 195V197H261ZM177 196V195H176ZM193 196H195V198H196V196L198 197V198H200L199 200L196 198V199H194L193 200V198H191V197H193ZM233 196H236V197H234L233 198ZM254 196V197H253ZM186 196H183V198H184V201L182 200L181 201V199H179L180 200V202L182 203V202H184V203H186L185 202V198ZM229 197H232V199H230ZM244 199V201H245V203L244 202H242L241 201V203H240V200H243L242 198ZM252 197V198H251ZM204 198V197H203ZM225 198V199H224ZM238 198V200H236V199ZM239 198H240V200H239ZM245 198L247 199V202H246V200H245ZM251 198V199H250ZM259 198V199H258ZM234 199V201H232ZM187 200H188V198H187ZM235 200H236V202H235ZM258 200H260V201H258ZM261 200H262V202H261ZM191 201V202H192ZM230 201V202H229ZM193 202V203H194ZM234 202V203H233ZM238 203L240 204V205H238ZM183 204V203H182ZM189 204V201H188V203H186V205L184 206V207H187V206H191V204L190 205H188ZM195 204H197L196 202H195ZM195 204H193L192 206H195ZM224 204H219V207L220 208H222V205H224ZM234 206H233V205ZM247 204V205H248ZM241 205H243L242 207H240ZM202 206V205H201ZM201 206H199V207H201ZM218 206V205H217ZM249 206V205H248ZM198 207V204H197V207L196 208H194V209H197V208H199ZM243 207H245L246 209V212L247 213H245V211H244V208ZM250 207V206H249ZM263 207V208H262ZM189 208H192V207H189ZM188 208V209H189ZM236 208V207H235ZM252 208V207H251ZM250 208V209H251ZM261 208V209H260ZM187 209V210H188ZM193 208L191 209V210H194ZM201 209V208H200ZM200 209L198 210V211H200ZM223 210V209H222ZM252 210V209H251ZM190 211V210H189ZM198 211H197V213H198ZM253 211L251 212V214H253ZM259 211V212H258ZM196 213V212H195ZM250 213V212H249ZM251 214H249V215H251ZM198 215V214H197ZM201 215L204 217V215L202 214V212H201ZM206 218V217H205ZM198 221H200V219H199V217L198 218H196ZM202 219V218H201ZM211 219V218H210ZM253 219H255V218H253ZM256 219L258 220L259 219V217H257L256 216ZM255 219V220H256ZM205 220V222H206V219H204ZM255 220H252V218H251V221L252 222H255ZM201 222H203V220L201 221ZM210 223V222H209ZM205 224V223H204ZM214 223H211L210 225L212 226ZM254 224V223H253ZM207 225H208V222H207ZM215 225V224H214ZM210 226V227H211ZM209 227V226H208ZM210 227H209V230H210ZM214 227V226H213ZM213 227H211V228H213ZM215 227H216V225H215ZM217 231H218V229H216ZM156 231H158V230H156ZM211 231V230H210ZM217 231H215V233L217 232ZM161 232V231H160ZM174 232H175V235H176V230L174 231L173 230V234H174ZM215 233H213V234H215ZM161 234V233H160ZM172 234V233H171ZM211 234H212V232H211ZM172 236V235H171ZM174 236V235H173ZM177 236V235H176ZM177 240V239H176ZM175 240V241H176ZM180 240V239H179ZM158 242H161V243H157V245H162L163 243H162V240L161 241H159L158 240ZM37 248V247H36ZM1 251H0V254L2 255V257L0 256V264H12L13 263V261H14V264H16L15 263V261L16 262H18L17 261V259H18V257L15 255V257L17 258H15V257H13L12 259H11V256H12V254H13V252L11 251V253H5L4 251H3V249H0ZM42 251V250H41ZM10 252V251H9ZM38 252H40V250L39 251H37V253ZM3 253V254H2ZM5 253V254H4ZM15 253V252H14ZM35 253V252H34ZM33 253V254H34ZM37 253H35V254H37ZM10 257V259H8L7 260V255ZM11 254V255H10ZM34 254V255H35ZM18 255V254H17ZM27 255V254H26ZM25 254L23 255L24 257L26 256ZM29 256H33V258H34V255H32V254H28ZM27 255V256H28ZM14 256V255H13ZM29 256L28 257H26L24 260H26V262L27 263H25L23 260H21L20 262H21V264L23 263H25V264H37V263H35V262H38V261H36V259L34 258H32V257H30L29 258ZM37 256H39V255H37ZM36 256V257H37ZM1 258H4V259H1ZM15 259V260H14ZM22 259H23V257H22ZM9 260H11L10 262H9ZM27 260H31V261H27ZM32 262V263H31ZM18 264V263H17ZM20 264V263H19Z\"/></svg>",
  "mask_w": 264,
  "mask_h": 264
}]
</instances>
